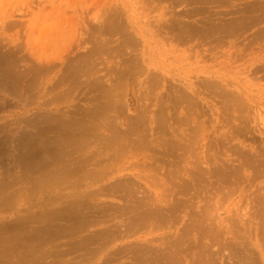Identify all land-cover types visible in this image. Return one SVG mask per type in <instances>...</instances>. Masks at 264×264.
I'll use <instances>...</instances> for the list:
<instances>
[{"label":"rangeland","instance_id":"rangeland-1","mask_svg":"<svg viewBox=\"0 0 264 264\" xmlns=\"http://www.w3.org/2000/svg\"><path fill=\"white\" fill-rule=\"evenodd\" d=\"M256 1H258L257 3L259 5L260 3L261 4L264 3L262 0H208V1L207 0H178V1L177 0H35V1L34 0H0V56L2 57V58L0 57V87L2 86L0 88V235H1L0 236V249H1L0 251H2L0 252L1 256L2 254H4V252L5 253L8 252V250L10 249V246L15 245V248L18 250V251L16 250V253L20 252L17 254V256H19L20 259H18L16 256V258L18 259L17 264H20L21 262H22L21 264H27V262L28 264H45V263L46 264H74V263L75 264H127V263L137 264L139 263L137 262L139 261L138 260L139 257L137 256V261H136L135 259L136 255L139 254L140 256L144 257L143 255L144 253H142L141 251H138V249L141 246L143 248L144 240L151 239L152 240L151 244L155 246L157 244H162L160 247L163 248L162 250H164L165 252L167 251V249H164V248H168L170 240L179 239L181 241V244L182 242H184V245L182 244L183 246H181L184 251L183 250H182L183 252L181 251L180 243H177L179 244V248H180V249L177 248L180 250L179 251L180 253H178V250L176 251L178 254H176L175 252V255L177 256L176 259H178L177 264L178 263L184 264V262L185 264H191V263L194 264L193 260L197 261V259L200 258L198 256L201 253L195 250L196 248H198V246L201 243H205V242L207 243L209 242L208 244L212 243L213 245L211 244L210 246L211 248H208L207 250L208 253H210V256H205L201 258L206 259V257H208L209 260L210 259L214 260V258L217 256L219 259L218 264L219 263L220 264H238V263L247 264L246 262L250 264L249 261L252 264H255V263L264 264V231L263 232L261 231L262 230L261 228H263L262 223L264 226V221H261V222L258 221L259 218L260 219L262 218L259 216L264 215V213L263 214L261 213L263 209L262 211H260L261 209H259V207L264 208V201L260 199L261 197H263L262 199L264 200V189L262 188L264 187V32H263L264 31V20L259 21L258 23H254L253 25L245 23L246 25L244 24V26L242 25L240 26L241 24L240 22L238 28H237L238 23L232 22V20L235 21V19L236 18L238 19V17L239 19H241L244 14V12L242 13V11H244L245 7H248L251 9L253 4H257ZM109 7L110 8L112 7L111 10L112 9L113 10L111 11ZM256 9L257 8L254 9L255 12H253V15L257 14L258 9L257 10ZM107 11L108 12L111 11V13L109 12L111 15L107 13ZM113 14H114V17H112ZM109 17H111L112 22H108ZM111 20L109 19V21ZM106 21L108 24H110L108 25L109 28H107V26L103 27L104 25H106ZM100 23H102L101 25L103 26H101ZM117 23L119 25H117ZM111 25L112 26L114 25L113 27L116 26L117 29L115 28L113 29V27H111L112 30L109 31ZM221 25L223 26V28L221 27ZM117 26L121 27V29L120 28L118 29ZM105 28L107 30H105ZM226 28L229 31L226 30ZM99 30L104 31V33L103 32L100 33ZM115 30L118 32H116ZM103 37L109 40L108 43H106L107 40L104 41L105 38ZM101 40L105 42L104 44L105 46L102 44L103 42H101L102 45L99 44ZM89 42L90 43L92 42L93 44H89ZM88 45L89 46L92 45V48H94V51L92 52V54H91V51L93 49L90 48ZM96 45L98 48L96 47ZM124 46L126 48H124ZM99 48L101 49V51H99L100 50ZM89 50L90 52H87ZM103 51L105 52L103 53ZM15 52H16L17 57L18 56H21L20 58L25 57L23 60L19 59L18 60L19 63L17 62L18 58L15 55H13L15 54ZM85 52H87L88 54H85ZM82 53H84L85 55ZM8 55L10 56V59L11 57L12 58L14 57L13 59H15L16 61L11 59L13 62V65H10V67L5 68L7 64L5 58H8L7 57ZM87 55L88 56L90 55V56L88 57ZM138 59H139V63H138ZM99 60L103 62L101 63ZM22 61L25 63H23ZM15 63H18V64L15 65ZM88 64L94 66L93 69H92V66ZM40 65H41V68H39ZM30 67L32 70L30 69ZM69 69L71 70V72ZM126 70H128L127 72H129V74L126 72ZM67 72H70V73H67ZM6 73L8 74V77L5 76ZM18 73H22V74L24 73L23 75L25 76L23 77V79L21 77L22 75L20 74L21 75L20 76ZM116 75H118V77ZM2 76L3 77L5 76L4 79ZM18 77L19 78L21 77V78L19 79ZM15 78H17L18 81H16V83L13 85L12 80L14 81ZM100 79H102L103 81L102 85H101ZM116 80H119V81L116 82ZM6 81L8 83H6ZM210 82L215 83V85L217 84L216 86L218 88H214L215 85H213V83L211 84ZM96 83H97V86H96ZM114 84H116L117 86L116 85L114 86ZM15 85L17 86V88L14 87ZM118 85H121V87L123 88L118 87ZM10 87H12V89ZM13 87L15 89H13ZM105 87L107 89L108 88L114 89L113 90L114 92L111 91L112 89L110 91L107 90L111 92V94L113 95L111 100H109L111 97L110 93L104 90L106 89ZM146 87L148 88L149 91L146 90L147 89ZM149 87H151L150 88L151 90L149 89ZM179 87H180V90H179ZM102 89L105 91V93H108L107 95L110 97H108L107 95H106V98L101 96L103 94L105 96V93H103ZM120 89L123 90L124 92L122 91L120 93L121 91ZM224 89L225 91H229V92L231 91V93L234 91L238 95L240 94L239 97L242 95L241 97L244 100V102H242L243 103L242 105L244 108L242 107L243 108L242 109L241 106H239V104H236L238 105V108H239L237 109L236 105H234L233 102L241 103L240 98L237 96H236L237 100L238 98L239 100L236 101L235 99L231 102L230 99L232 97L229 98L231 96L229 95L228 97L229 99L226 98L227 99V103H226L225 101L226 99L223 97V95L220 94V92L222 93L224 92ZM99 90H102V92ZM183 91L185 92V95L182 96V98L184 97L186 98L187 104L185 103L186 101L184 102L183 101L184 99H182L181 97L179 98H181L182 101L178 99V96L180 94L181 95L184 94ZM122 93L124 95H121ZM59 94L60 95L62 94V95L60 96ZM119 95H121V98L122 97L123 98L120 99ZM57 96H59L58 99H57ZM187 97L189 99H187ZM55 99H57V101ZM107 100L110 102L113 101L111 103L114 106L111 107L112 105L110 104L111 108L107 107L106 109L107 116L111 117L112 115L113 120H106L107 116L104 117L103 115H101V113L102 114L105 113L104 115H106L104 108H106L105 106H107V104L109 105V102H107ZM117 100H119L120 102ZM176 100L178 101L179 104H177ZM100 102H103L105 105V106L102 105L103 111L100 106L101 105ZM175 102H176V105H175ZM228 102L230 103V105L233 103L231 105V109H230V106L227 105L229 104ZM95 106H98L102 112ZM186 106H188V108ZM116 107H119V108H116ZM163 108L167 110V111L165 110L163 111V113L166 112L167 115L164 113V115L166 116H162V122L163 120H166V122H164L167 125L165 126L166 128L164 126H161V121H160L161 116L158 114V113H161L160 111ZM85 109L86 110L89 109V110L86 111ZM97 111H99L100 113H96ZM89 112L90 114H88ZM92 112H95L96 114L101 115V117L103 116V118L106 121H112V122L116 121L115 123H112V122L111 123L114 124L118 130H121L124 133L126 132V129H127L126 126L130 129L131 124L133 126L135 124L138 125L137 126L138 130L136 126L133 127L134 129L131 128L129 130L130 131L129 135L135 129L139 132L141 131L140 134L137 131H134L135 133L133 132L135 135L132 133L133 134L131 135L133 136L132 141L131 140L128 141L129 137H131L127 134L128 131L126 132V134L129 137L127 138V140L125 138V140L123 141L119 140V138L121 136L127 137V135H124L123 132L122 134L121 131L118 132L120 134L119 135L120 137H118L117 135L118 137L116 139L117 142L116 143L114 142L115 145H112V146L114 148H117V150L120 151V147H123L121 146L123 144L125 146L123 147L124 150L126 148L125 151H127L126 153L124 150L121 149V151H123L127 157L125 155H124L125 157H123L120 154L121 157H119L120 155L118 156L120 159V160L118 159V161H120V163L117 161V158H115L118 155L116 149H114L111 146L115 150V151L113 150L114 151L113 152L111 148L109 147L110 144L106 143L104 140H101L102 136H100V135H103V133L105 136H107L110 134L109 132L111 131L110 135L113 137L117 134V131H115L116 133L115 132L113 133V131L117 129L114 128L115 126L112 125L110 122L109 124L112 126V128H110V126L107 127L109 124L108 125L103 124L104 122L105 123L107 122L105 120H102L103 118L101 117H98L99 119H101L99 120V122L101 123L97 122L98 118L96 117L97 116L96 114H93V115H96L94 116L95 118L93 117L95 121L92 120V122L94 121L93 122L94 124L92 123L93 128L92 126L91 127L87 126V127L90 130L92 128L95 131L97 127V123H98L99 124L98 126L101 129L97 127L100 130L97 129L98 131L95 133L96 135H99L97 134L98 132H102V133H100L99 137L96 138L97 141L95 139L93 140L95 142L91 143L90 145L91 148L90 147L88 148V146L84 148L78 147L80 152H82L83 151L82 149H85V148H88V150L85 149L86 151L84 150L83 154L79 152L80 156H77L78 155L77 153L73 154V152H78L77 146H73L75 144H72V143L69 144L67 141L63 142L64 140H67V135H70V133L73 131L72 127L76 126L77 127L76 129H78V131H81L82 129L81 130L79 129L84 124H86L87 119L88 120L93 119L92 118L93 115L91 114ZM138 114L141 115L140 121H139L140 116H138ZM154 114L159 115L158 117H160V118H157V120L160 121L159 125L157 124L158 123L157 120H154L156 118V115ZM89 115L91 118L88 117ZM143 115H145V118L143 117ZM52 116L53 117L56 116L55 119L56 121H58L57 123L55 124L53 123L56 121L55 120L52 121V118H53ZM86 116L88 118H86ZM151 116L155 118L152 119ZM174 116H176L175 117L176 119L174 118ZM189 116H190V119L186 120L185 118L186 117L189 118ZM57 117L63 121H60V119L57 120ZM69 117L71 118V122L68 125V123L65 124L64 121L68 122L70 120ZM84 117L86 118L85 120H83ZM166 117L167 119H164ZM142 118H144V120H142ZM172 118L174 120H172ZM42 119L47 124H45ZM108 119H111V118H108ZM46 120H48L50 123H48V121ZM153 120L156 122V124L153 122ZM183 120H186V122L189 125L186 122L184 123ZM138 121L141 122L142 124L138 123ZM180 121H183V123L187 125L181 124L182 122L180 123ZM34 122H36L37 125ZM127 122H132V123L127 124ZM32 123H33V126H32ZM59 123L65 124V125L64 124L62 125L63 130H59L60 134L57 132L58 128L54 126L58 124L56 126L60 127ZM79 124H81V126H79ZM100 124L107 128L102 129ZM48 125H53L54 129ZM158 126L164 127V129H167V131L160 130ZM62 127H60L59 129H62ZM70 127L72 130H69ZM189 127L193 129L189 130ZM50 128L53 129L54 131L52 132ZM64 128L66 129V131H68L67 134L65 133L66 131H64L65 130ZM198 128H201V129L199 130ZM106 129L109 131H107ZM194 129H195L194 133L197 132L198 130V132L200 133L198 132L197 133L200 134L201 136L195 133L198 136L196 137L195 134L192 133L195 136L193 137V135L190 132H193ZM159 130L163 131V133L165 134H163L162 132L159 133ZM61 131H63V133H61ZM157 131L159 134L157 133ZM174 131L176 132V134L174 133ZM73 132L75 133L76 131L74 130ZM76 133H79V132H76ZM141 133H143L142 136H141ZM160 134L165 137L164 138L162 136L160 137ZM166 134L169 136H167ZM177 134H180L183 137L185 135V138H183L180 135H178L179 137H177ZM188 134H189V137L186 136ZM137 135H140L144 139L143 142L144 143L146 142V144H147V140L149 139L150 140L149 142H151L149 144V146L151 145L149 149L152 148V150L151 149L147 150L148 144L147 146L145 144L146 147L143 146L144 143L141 142L142 140L140 136H139L140 139H135L137 138ZM35 137L36 139L38 138L37 142H39V140L40 142L42 141L39 144V146L41 145V147L38 146V143L35 141L36 140ZM146 137L147 139L145 140ZM159 137L162 139H167V138L171 139L172 137L174 139V140L172 139L173 141L176 140V144H175L176 146L175 145L171 146L172 144L169 139H167V142H164L166 140L163 141ZM187 137L189 139L191 137L192 138V140L190 139L191 141H193L194 138L198 139V141L196 139V142L195 141L192 142V144H195V145H193V148L191 147L192 149L190 151L189 149H190V146L192 145H190L191 141L189 142ZM113 138H116V137H113ZM182 138L185 140H182ZM133 139L138 140V141H134V142H138L136 143L137 145H135V143L133 142ZM154 139L158 142L155 143L156 141H154L152 143ZM29 140L31 141L33 140L32 141L33 144L30 145ZM56 140L60 144L63 142V145H62L63 147L56 145L57 147H62V148H59L58 150L57 148H55L56 146L54 145L57 143ZM100 140L101 142L102 141L103 142L100 143L99 142ZM177 140H179L180 143H183V141L185 143L187 141L188 144L187 143H185L184 145L182 144V147H181L180 146L181 144L178 143L179 145H177V142H178ZM168 141H170V143H168ZM27 142H29V145ZM98 142H99V145L96 144ZM140 142L142 143L141 144L142 146L140 145ZM159 142H163V143L160 145ZM105 143L109 148L105 147L106 148L105 149L104 147H102V145L103 144L105 145ZM118 143L120 146L118 145ZM165 143H168L169 145L171 144L170 145L171 147L167 148V145ZM163 144H165L166 146H163ZM186 144L189 147L188 149L185 148L186 149L185 150L186 153H185L184 146ZM26 145L27 147H25ZM36 145L38 148L36 147ZM78 145H81V143L78 142ZM116 145L119 146V149H118V146ZM132 145H134V147ZM97 147L103 151H100ZM141 147L142 148L144 147L143 150H141L142 149ZM162 147L164 148V150ZM194 147H197L196 150ZM132 148H134V150ZM153 148L154 150L156 149L157 151L158 150L161 151L164 155L159 154L160 152H157V151L155 152ZM36 149L37 150L39 149L41 151L39 152V150L37 151ZM107 149H109L110 152ZM135 149H137L136 152H135ZM138 149H140L141 151L139 150L140 151L139 152ZM166 149H170L172 151L177 149L178 150V151L176 150L177 153L182 152L184 155L181 153L183 156H180L181 154L179 153V156H178V154L174 151L175 155L177 154L176 155L177 157L173 158L172 157L174 156L173 152L172 151L170 152V150L168 151ZM187 150L190 153L187 152ZM68 151L69 152L71 151L70 152L71 154ZM191 151H193L194 153L196 151L197 152L194 154ZM204 151L207 153H205ZM28 152H30V154L32 153L34 154L36 153V154L27 155ZM43 152L47 156H45V154L42 155ZM89 152H92V153H89ZM101 152H102V155H101ZM103 152L105 153V155H108L109 153H113L112 154L113 157H110V158H112L114 162L111 161L110 158H108V161L106 162L108 163L110 161L111 163H113L115 165L114 168L113 167L111 168V165L113 166V164H111L110 162H109V164H111L109 167L110 169L108 168L109 165H107L105 162V160L107 159L106 158L104 159L103 157H109L111 155L104 156ZM241 152L242 153L244 152L248 156L244 155V153L242 154ZM191 153L193 156L195 155L193 158L191 156ZM204 153L207 156H205ZM24 154L26 155L24 156ZM58 154L59 155L62 154L63 156L62 155L59 156ZM67 154H70V155L68 156ZM48 155L50 157H48ZM85 155L86 157L89 155L88 158H90V160H88V158H85L84 159L85 161L88 160V161H91V163L92 161L93 162L95 161L96 165L100 163L101 157L103 158L101 160V163L102 161H104L102 163L103 166L102 165L100 166H102V168L104 166H107L108 168L107 172L106 171L104 172L106 175L105 177L103 175L101 176L95 175V173L99 174L98 171L101 168L99 169V165L96 166L94 165V163L93 165L89 164L90 162L86 164L87 161L85 163L83 161V163L88 166L85 167V165L83 164V166L81 165L83 169L82 167H80L81 168L80 171L78 168L75 169L77 166H79L75 164L82 163V160H83L82 158ZM91 155H95V158H93V160L90 157ZM168 155L170 157H167ZM33 156H36V157H33ZM71 156L75 160L73 159L69 160ZM75 156L77 157L75 158ZM152 156L154 158L156 157L159 159L155 158L156 159L155 160L153 159ZM196 156H197L196 159L199 158L198 161L200 163L199 162L198 163L203 165L201 166L202 168L201 171L202 170L204 171V169L207 166L208 172H206V169H205V172L204 173L201 172L200 174L199 173L200 169L197 170L198 168L194 167V165L196 166L197 164V160H195ZM30 157L31 159H29ZM61 157H64V158H61ZM204 157H207V159L205 158L206 160L210 159L208 162H210L211 164L208 163V165L211 168H213V170L215 169L217 170L214 172L215 173L219 172V175L217 174L218 177L219 176L222 177V178L219 177L220 178L219 181H218V178H216L217 177L216 174L207 165V161H205ZM32 158H35V161ZM162 158L165 159L167 162L169 161L168 163H171V162L173 163L177 161L176 164H179V163L180 164L173 167L171 163V164H168L169 165L168 167L167 165H165L167 162H165ZM52 159H55V160H52ZM80 159H82L81 162L80 163L77 162V161H80ZM114 159L116 160V163L118 162L117 165ZM30 160H33L35 163L36 162H40V163L33 164L34 162L33 163L32 161L29 162ZM43 160L44 162H42ZM58 160H59V164H58ZM66 160L71 161V163L69 162L71 165L69 168L70 170H72V166L74 167L75 171L73 170L71 174L70 173L68 174L69 163H67L68 165L64 164L66 163ZM194 160L196 161V163L194 162ZM45 161L49 163L46 164ZM56 161H57V164H55ZM74 161H76L77 163H75ZM146 162L150 164L152 162L153 164L155 163L154 165L153 164L151 165L149 164V165L153 167L155 166V168H157V171L153 170L154 169L153 167H152L153 169L151 170V167L148 165V163L145 169L144 165L146 164ZM192 162H194L195 164H193ZM244 163L246 164V166ZM63 166H67V167L64 168ZM250 166L254 168H250ZM84 167H85V171L87 172L84 171ZM176 167L177 168L180 167L179 170H177ZM92 168L94 171L93 173H92ZM165 168L168 172L165 170ZM181 168H183V170ZM184 168H187V169H184ZM94 169H98V171L97 170L95 171ZM169 169H170V172L172 173L175 172V171H171L172 169H175L176 172H179V173L177 174L174 173L173 175H170ZM90 170H91L90 173L92 175L88 173ZM196 170L199 171L197 172L199 173V176L203 174H205V176L207 175L206 177L202 176L203 180L202 179L201 180L205 181V178H206V182H202L200 185L197 184L198 188L196 187V185H194L196 181H194V179L193 180L190 179V178H193V176L197 177V175L194 174ZM233 170H234V173L231 175L230 172H233ZM163 171H164V174H161L163 173ZM187 171L188 172L194 171V173H191L194 175L191 176V174L190 173L188 174ZM211 171L215 175L211 173ZM222 171L223 173L225 171H229V173L227 172L229 175L227 173H224L225 175L222 176L223 175V173H221ZM158 172H160L159 174L163 175V177L160 176ZM49 173H51V175H49ZM165 173L168 176H165ZM209 173H211V176ZM88 174L90 176H88ZM212 174L214 177H212ZM93 175L97 177H92ZM144 176L146 177V180L148 179L149 181H146L144 179L145 178ZM155 177L158 179L157 184H160L159 187L150 186L149 188H147L148 183L151 182L152 184H155V181H154ZM198 177H197V180L201 182L200 179H198ZM167 178L168 180H166ZM170 179L171 181L169 183ZM186 179L188 181L191 180L190 182L192 184L190 182L189 183L193 187H191V185L188 184V181ZM120 180L123 181V183ZM126 180L128 181V183L124 182ZM115 181L117 183L121 182L118 185H124V183H126V186H128L127 189H125L126 188L125 186L123 189L119 190L120 192L117 191L118 193H120L119 195H117L118 193L116 194V192H113L112 188H109L107 186V185L109 186L113 185ZM186 181L189 187L187 185L180 186L181 182L182 184L183 183L186 184L185 183ZM222 181L223 183L221 184ZM129 182L136 183V185H138L136 188L138 189V191L139 190L140 191L137 192L135 190L136 188L134 187L136 185L133 184L134 185L133 186L132 184H129ZM151 183L149 185H151ZM178 184H179L180 189L185 188L184 190L183 189L181 190L183 192L186 191L187 195L186 193L185 195L183 192L181 193V190L177 186ZM161 185L162 187H160ZM113 186H117V184L115 183ZM105 187H108L109 191H108V188H105ZM163 187H165L167 190L163 191V189H165ZM211 187H213V189ZM100 188H102L103 191L99 193L98 191L102 190ZM132 188H135L134 189L135 195L133 193L132 194L131 193L128 194L129 192L127 193V191ZM188 188L189 189L192 188V189L189 190ZM104 189L107 190L106 191L107 193L104 191ZM145 189H148V190H145ZM178 189H179V193L181 194L175 192V190H178ZM203 190L206 192L205 194H202L204 193ZM145 191H147L146 192L147 194H150L149 192H151V195H153L154 193H158V192H159L158 194H161V193L164 194L163 197L162 195H160V198L164 199V204L162 206L164 208L165 206L168 208L170 204L171 205L173 204V206L175 207V204L173 203V202H176L175 199H177V201L179 199H185L184 200L185 202L186 199H188V197L190 196L193 197L194 195H197V194L198 196L189 199V200H192L191 203L195 204V205L192 204L193 206H190L191 203L190 201L188 203L187 202L188 200L186 201V204L188 205H185V203L182 200H181L182 201L181 203H179L180 201H178V204H176L178 206V208L176 206V209L178 210H177V213L175 212L176 214L174 215V216L177 215L178 218L177 216L176 217L170 216V215L173 216L174 210L172 211V209H175L174 207H169L171 208L170 209L171 211L169 210V213H171L170 215H167L168 214L167 213L168 210L166 211L167 208L165 209V211L162 208L164 212L163 211L161 212L165 213L166 216H169L166 218H168V220L171 218L172 219L169 221L167 220L166 222V219L163 216V219L160 221L161 223L158 226H157V223H159V221L157 223L155 222L156 225L154 223V225L157 227H152L153 226L152 225L151 227L147 228L146 226L144 227V224L141 226L140 223H144V221L142 220L143 222H141V218L140 220L138 219L139 216L144 217L143 215L144 205L141 206L140 204L141 208L139 207V205H138V208L134 207L135 210L138 209L137 212L135 211V213H133L134 210H129L125 206L126 203L127 204L132 203V201L128 200L130 199L129 197L131 198L135 197V199L138 198L139 201L140 200L143 201ZM173 191L176 194V197H178L179 199L178 198L173 199L172 195H175ZM187 191L189 192V194ZM96 192H98L100 195L105 193V196L103 195L100 196L99 194L98 195L96 194L97 195L96 196L94 194ZM108 192H110V194ZM125 193H127L129 196ZM124 195H127V196H124ZM201 196L203 197L201 198ZM23 198H26V200H24ZM81 198H83V200ZM203 198L208 201L206 200L204 201ZM76 199L78 200V202H76L77 205L80 204L82 200L80 204V207L82 205L81 209H83L84 206L88 207L90 205L91 207L89 206L88 209L92 208L93 210L91 209L89 213L90 209L87 211L86 209L87 207H86L84 208V211L83 210H81V212L79 211L78 217L69 218L70 220L67 221V216H65L66 219H64V216H63L64 214L62 215V212H64L65 209H69L67 204H69L70 207L71 205L72 207L76 205L72 203L76 201ZM84 200L86 201L85 203H84ZM172 200L174 201L172 202ZM137 201L133 202V204L137 203ZM204 202H207V203L206 205L203 206ZM257 202H262L263 204L261 203V206H260L259 203L257 205ZM97 203H100L101 206L100 204L98 205ZM104 204L106 205V207L108 206L109 208H111L110 209L111 211L109 210L108 207H107L108 209L107 208L102 209V207H105ZM142 204L144 203L142 202ZM181 204L183 208L181 207L179 208V205ZM124 206L126 209L124 208ZM200 206L204 207V208L201 207L202 210L207 208L208 206L207 208L208 211L206 209L203 211L207 212L206 214L209 216L210 219H207L206 217H204V219L201 220L202 216L204 215L201 216L200 214H205V212L202 211L201 213V211L199 210ZM215 207L217 208L215 209ZM239 208L241 209V211ZM140 209H142V214H141ZM94 210H95V213H92V211ZM100 210H101V213H100ZM102 210L104 211V213ZM108 210L113 215H116L114 219L110 217L112 216L110 214L109 215L106 214L107 216L110 217V219L105 218L106 217L105 215L103 216V214H105L106 212L108 213ZM125 210L126 211L128 210L129 212L128 211L126 212ZM194 211L199 212V213L197 212L199 214L198 220L200 219L201 222L204 221L203 224H201L202 227L203 225H205V229L207 226V230L209 229L210 231L212 228H213L212 229L213 231L215 229L214 232L211 231L207 235L205 234L207 238H205L206 236L203 234H202L203 239L199 238L201 236L200 233L204 232L203 230H198L199 228L197 230H194L197 228V227L194 228L195 223L193 224V221L191 222V218L193 217L194 214L189 215V212L191 214ZM59 212L61 216L58 214ZM98 212L101 216L98 214ZM119 212H123V214L125 215L123 216L122 214V216H119L121 215L119 214ZM208 212L210 215L208 214ZM85 213L88 214V216H86ZM91 213L93 214V216L91 215ZM94 214H95V217H94ZM54 215H57V218ZM133 215L135 217H133ZM58 216H60V218ZM99 216L100 217L103 216L106 220H104V218H100ZM200 216L201 218H199ZM79 217H80V220H79ZM129 217L132 219H130ZM86 218H87V221L90 220L89 224L91 225L87 226L86 224L87 222L86 223L82 222L83 227H81L82 226L81 220L84 221V219ZM127 218L131 220V223L133 222L135 223L136 221H139L140 223L139 225L138 224L135 225L133 223L134 225L129 226V228L133 227V229L130 228L129 229L130 232H128L127 235L124 234L125 235L124 236L123 235V233L125 232L124 230H127L126 224L130 222V220ZM108 219L109 220L113 219V220L109 221ZM262 219H264V216ZM196 220H197V216L194 222L198 221ZM205 220L209 222V225L207 222H205ZM76 221H77V225L75 224ZM91 221H94V222L92 223ZM162 222H166V223L162 224ZM213 222H215V225ZM168 223L170 224L168 225ZM186 223H188V226H189L188 228L185 225ZM257 223L259 224L261 223V224L259 225ZM9 224L10 226H7ZM84 224H86V226ZM116 224L119 226H117ZM64 225L66 226V228ZM111 225H112V228H111ZM123 225L124 226L126 225L125 229L123 228L124 227ZM4 226H6L7 229L9 230L4 228ZM61 226L63 227L62 230H60ZM190 226H193L194 229L190 228ZM184 227H186V230L193 229V231L189 232L187 230L188 233L186 232L187 233L186 234L184 233L185 231L182 230V228ZM209 227H212V228H209ZM70 229H72V231H70ZM111 229L114 231L117 229L118 230L122 229L123 232L117 233L118 234L117 236L116 234L112 232L111 235L113 236L115 235V237L113 236L111 237L110 235ZM3 230L5 232H2ZM6 230L8 232H6ZM55 230H57V232ZM66 230H68V232ZM181 230L183 231L184 234L181 232ZM217 230H218V233H217ZM64 232H67V233H64ZM106 232L109 233V234L107 233L108 237L109 236L111 237V238L109 237L111 240L107 241L109 244L105 242L106 240H104L105 237L108 240L107 235L105 236ZM134 232L135 233L137 232V233L135 234ZM229 232H231V234ZM181 233L183 235V240L185 239V241H182V237H180ZM212 233H217V234L216 235L214 234V237H213ZM198 234H200V236ZM68 235L70 238L68 237ZM90 235L91 237L95 235L94 237L96 238L92 240L94 242L91 241L92 238L90 237ZM208 235H211L212 237H208ZM101 236H105V237L102 239H99L101 238ZM11 239L13 240V242L10 241ZM96 239H99L98 241L101 243L104 240L103 243L105 244L102 243L103 244L102 245L100 243L102 245L101 246ZM174 240L172 241L175 243L176 240L175 241ZM6 241L10 246L6 243ZM23 241H26V242L24 243ZM86 241L87 243H89L88 241H90V243L92 242L89 245V247L83 245V243H86ZM11 242L14 245H12ZM164 242H167L168 244L167 247ZM234 242H239V244L238 243L237 244L239 246L241 245L240 248L244 247L243 250L237 249L239 246L237 247L236 243L234 245ZM6 244L8 245V247ZM16 244L18 245L17 246L18 248L16 247ZM24 244H26V246H23ZM194 244L197 247H195ZM1 245L6 251H4L3 248H1L2 247ZM136 245L138 246L137 247L138 249L136 248L135 250ZM233 245L236 246L237 248L234 247ZM96 246L99 247L100 250L102 249V252L98 249L96 251L95 250L97 248ZM232 247L236 248L238 252H236L234 248ZM231 248L233 251H231ZM209 250L213 253L211 254ZM228 250H230L231 252ZM240 250L242 251V253H240L241 252ZM132 251L135 252L136 254L132 253ZM97 252L98 253L101 252V253L98 254ZM196 252L197 253L199 252L198 255L196 254ZM133 254L135 255V257L133 256ZM201 254L200 256H202ZM213 254L215 256H213ZM178 255H180V258L181 256L184 258L179 259ZM211 255L214 258H212ZM164 257H166V255ZM189 257L190 258L192 257V258L190 259ZM195 257H198V258L196 259ZM111 258L114 260H112ZM1 259L2 258H0V264H2L3 261L5 264H7L6 260H1ZM161 259L162 258L160 257L159 260ZM164 259L161 260L162 264H165V262H169V261H166L168 260L167 258H164ZM182 259H183L182 262L179 261ZM206 260L208 261V259ZM142 261H140V263ZM201 261L203 262L204 260L202 259L200 260V262ZM143 262L141 264H146V262H149V261H146L145 263ZM157 262L158 261H152V262L150 261L147 264H154V263L159 264L160 263V261L158 263ZM200 262L199 263L195 262V264H201L202 262L201 263Z\"/></svg>","mask_w":264,"mask_h":264},{"label":"bare ground","instance_id":"bare-ground-1","mask_svg":"<svg viewBox=\"0 0 264 264\" xmlns=\"http://www.w3.org/2000/svg\"><path fill=\"white\" fill-rule=\"evenodd\" d=\"M34 1H35V0H34ZM177 1H178V0H177ZM207 1H208V0H207ZM262 1L264 2V0H262ZM257 2H258V1H256V3H257ZM260 2H261V1H260ZM260 2H259V3H260ZM263 2H262V3H263ZM202 3H203V2H202ZM208 3H209V2H208ZM263 4H264V3H263ZM263 4H261V3H260V5H259L258 3H257V4H253V5L251 4V5H252L251 9L248 8V7H245L244 11H242V13L244 12L242 18L239 19V17H238V19H237V18L235 17L237 20L234 18L235 21L232 20V22H233V23H234V22L238 23V26H237V28H238L240 22H241L240 26H241V25L244 26L245 23H246V24L253 25L254 23H258L259 21L264 20V5H263ZM113 5H114V4H113ZM227 5H228V4H227ZM251 5H250V6H251ZM109 8H110V7H109ZM111 8H112V7H111ZM111 8H110V10H111ZM255 8L258 9V10L256 9V10H257V14H256V15H253V12H255V10H254ZM99 9H100V8H99ZM112 10H113V9H112ZM112 10H111V11H112ZM111 11H109V12L111 13ZM197 11H198V10H197ZM109 12L107 11V13H109ZM198 12H199V11H198ZM103 13H104V12H103ZM110 13H109V14H110ZM97 15H98V14H97ZM110 15H111V14H110ZM110 15H109V16H110ZM95 16H96V15H95ZM119 16H120V15H119ZM239 16H240V15H239ZM99 17H100V16H99ZM112 17H114V14H113ZM117 17H118V16H117ZM99 19H100V18H99ZM101 19H102V18H101ZM105 19H106V17H105ZM107 19H108V18H107ZM109 19L111 20V17H109ZM109 19H108V22H112V20L109 21ZM115 19H116V18H115ZM113 20H114V19H113ZM16 22H17V21H16ZM99 22H100V20H99ZM103 22H104V21H103ZM120 22H121V21H120ZM203 22H204V20H203ZM232 22H231V23H232ZM122 23H123V22H122ZM185 23H186V22H185ZM101 24H102V23H100V25H101ZM104 24H105V23H104ZM111 24H112V23H111ZM246 24H245V25H246ZM98 25H99V24H98ZM100 25H99V26H100ZM108 25H110V24H108L107 21H106V25H104V26L101 25V26H103V27L107 26V28H109ZM114 25H115V24H114ZM114 25H113V26H114ZM117 25H119V24L117 23ZM193 25H194V24H193ZM204 25H205V24H204ZM113 26H112V25L110 26V30H109V31L112 30L111 27H113ZM232 26H233V25H232ZM93 27H94V26H93ZM103 27H102V28H103ZM117 27H118V26H117ZM198 27H199V26H198ZM221 27L223 28L222 25H221ZM224 27H226V26H224ZM114 28L117 29L116 26L113 27V29H114ZM119 28L121 29V27H118V29H119ZM184 28H185V27H184ZM186 28H187V27H186ZM211 28H212V27H211ZM222 28H221V29H222ZM227 28H228V27H227ZM227 28H226V30H228ZM230 28H231V27H230ZM230 28H229V29H230ZM96 29H97V27H96ZM98 29H99V28H98ZM219 29H220V28H219ZM224 29H225V28H224ZM92 30H93V29H92ZM105 30H107V29L105 28ZM197 30H198V29H197ZM212 30H213V29H212ZM231 30H232V29H231ZM94 31H95V30H94ZM115 31H116V30H115ZM195 31H196V30H195ZM228 31H229V30H228ZM99 32H100V33H101V32L104 33V31H101V30H99ZM116 32H118V31H116ZM123 32H124V31H123ZM125 32H126V31H125ZM219 32H220V31H219ZM263 32H264V31H263ZM185 34H186V33H185ZM110 35H112V34H110ZM119 35H120V34H119ZM124 35H125V34H124ZM130 35H131V34H130ZM191 35H192V34H191ZM191 35H190V36H191ZM94 36H95V34H94ZM94 36H93V37H94ZM99 36H100V35H99ZM89 37H90V36H89ZM121 37H122V36H121ZM131 37H133V36H131ZM103 38H105V37H103ZM111 38H112V37H111ZM261 38H262V37H261ZM88 40H89V39H88ZM106 40H107V39L105 38L104 41H106ZM216 40H218V39H216ZM86 41H87V40H86ZM86 41H84V42H86ZM104 41L101 40L99 44H100V45H102V44L104 45V44H105ZM108 41H109V40H107L106 43H108ZM101 42H103V43L101 44ZM80 43H81V42H80ZM94 43H95V42H94ZM96 43H97V42H96ZM85 44H86V43H85ZM89 44H93V43H92V42H91V43L89 42ZM206 44H207V43H206ZM120 45H121V43H120ZM125 45H126V44H125ZM2 46H3V45H2ZM88 46H89V45H88ZM104 46H105V45H104ZM117 46H118V45H117ZM246 46H247V45H246ZM85 47H86V46H85ZM89 47L92 48V45L89 46ZM89 47H88V48H89ZM94 47H95V46H94ZM96 47H97V45H96ZM96 47H95V48H96ZM122 47H123V46H122ZM130 47H131V46H130ZM90 48H89V49H90ZM97 48H98V47H97ZM100 48H101V47H100ZM100 48H99V49H100ZM110 48H111V47H110ZM119 48H120V47H119ZM124 48H126V47L124 46ZM212 48H213V47H212ZM85 49H86V48H85ZM92 49H93V50H92ZM92 49H91V50H92V51H91V54H92V52L94 51V48H92ZM114 49H115V48H114ZM244 49H246V48H244ZM16 50H17V49H16ZM102 50H103V49H102ZM115 50H116V49H115ZM120 50H121V49H120ZM126 50H127V49H126ZM211 50H212V49H211ZM99 51H101V49H100ZM121 51H122V50H121ZM2 52H3V51H2ZM87 52H90V50L87 51ZM87 52H85V54H88ZM104 52H105V51H103V53H104ZM127 52H128V51H127ZM80 53H81V52H80ZM100 53H102V52H100ZM108 53H109V52H108ZM111 53H112V52H111ZM123 53H124V52H123ZM4 54H5V53H4ZM4 54H3V55H4ZM82 54H84V53H82ZM85 54H84V55H85ZM13 55L16 56V52H15V54H13ZM13 55H11V56H13ZM84 55H83V57H84ZM96 55H97V54H96ZM102 55H104V54H102ZM111 55H112V54H111ZM117 55H118V54H117ZM28 56H29V55H28ZM78 56H79V55H78ZM87 56H88V55H87ZM87 56H86V57H87ZM89 56H90V55H89ZM89 56H88V57H89ZM97 56H98V55H97ZM105 56H106V54H105ZM0 57H1V56H0ZM7 57H8L9 59H8V58H5L6 63H7L5 68L10 67V65H13L12 60H15V59H13L14 57H13V58L11 57V59H12V60H11L9 55H8ZM16 57H17V56H16ZM20 57H21V56H18V57H17V58H18V59H17V62H18L19 59H20V60H23V59L25 58V57H23V58H20ZM81 57H82V55H81ZM94 57H96V56H94ZM99 57H100V56H99ZM108 57H109V56H108ZM1 58H2V57H1ZM28 58H30V57H28ZM28 58H27V59H28ZM70 58H71V57H70ZM75 58H76V57H75ZM78 58H79V57H78ZM92 58H93V57H92ZM110 58H111V57H110ZM31 59H32V58H31ZM84 59H85V58H84ZM89 59H90V58H89ZM98 59H99V58H98ZM127 59H128V58H127ZM81 60H82V59H81ZM92 60H93V59H92ZM131 60H132V59H131ZM15 61H16V60H15ZM15 61H14V62H15ZM26 61H27V60H26ZM29 61H30V59H29ZM71 61H72V60H71ZM94 61H95V60H94ZM99 61H100V60H99ZM22 62H23V61H22ZM27 62H28V61H27ZM51 62H52V61H51ZM73 62H74V61H73ZM75 62H76V61H75ZM100 62L102 63L103 61H100ZM126 62H127V61H126ZM18 63H19V62H18ZM18 63H15V65L18 64ZM23 63H25V62H23ZM89 63H90V62H89ZM96 63H98V62H96ZM104 63H105V62H104ZM123 63H124V61H123ZM134 63H135V62H134ZM138 63H139V59H138ZM26 64H27V63H26ZM24 65H25V64H24ZM34 65H35V64H34ZM85 65H86V63H85ZM88 65H90V64H88ZM93 65H94V63H93ZM97 65H98V64H97ZM104 65H105V64H104ZM32 66H33V65H32ZM45 66H46V65H45ZM90 66H92V65H90ZM262 66H263V65H262ZM12 67H13V66H12ZM35 67H37V66H35ZM35 67H34V68H35ZM93 67H94V66H92V69H93ZM127 67H129V66H127ZM34 68H33V70H34ZM39 68H41V65L39 66ZM43 68H44V67H43ZM102 68H103V67H102ZM141 68H142V67H141ZM141 68H140V69H141ZM30 69H31V67H30ZM30 69H29V70H30ZM103 69H104V68H103ZM31 70H32V69H31ZM69 70H70V69H69ZM100 70H101V69H100ZM115 71H116V70H115ZM127 71H128V70H126V72H127ZM22 72H23V71H22ZM65 72H66V70H65ZM70 72H71V70H70ZM70 72H67V73H70ZM96 72H97V71H96ZM112 72H113V71H112ZM116 72H117V71H116ZM122 72H123V71H122ZM124 72H125V71H124ZM138 72H140V71H138ZM141 72H142V71H141ZM113 73H114V72H113ZM127 73L129 74V72H127ZM142 73H143V72H142ZM18 74H19V75H20V74L22 75V76L20 75V76L22 77V79H23V77L25 76V75H23L24 73H23V74H22V73H18ZM42 74H43V73H42ZM44 74H45V73H44ZM109 74H110V73H109ZM115 74H117V73H115ZM118 74H119V73H118ZM128 74H127V75H128ZM19 75H18V76H19ZM65 75H67V74H65ZM65 75H64V77H65ZM93 75H94V74H93ZM134 75H135V74H134ZM136 75H137V74H136ZM5 76L8 77V74L6 73ZM5 76H4V77H5ZM72 76H73V75H72ZM116 76L118 77V75H116ZM2 77H3V76H2ZM4 77H3V79H4ZM21 77H20V78H21ZM59 77H60V76H59ZM59 77H58V78H59ZM83 77H84V76H83ZM18 78H19V77H18ZM20 78H19V79H20ZM98 78H99V77H98ZM100 78H101V77H100ZM114 78H115V76H114ZM152 78H153V77H152ZM152 78H151V79H152ZM7 79H8V78H7ZM7 79H6V80H7ZM110 79H111V78H110ZM116 79H117V78H116ZM151 79H150V80H151ZM153 79H154V78H153ZM100 80H101V85H102V82H103V81H102V79H100ZM111 80H112V79H111ZM119 80H120V79H119ZM119 80H116V82L119 81ZM137 80H138V79H137ZM154 80H155V79H154ZM154 80H153V81H154ZM158 80H159V79H158ZM16 81H18L17 78H15L14 81L12 80L13 85L16 83ZM114 81H115V79H114ZM156 81H157V80H156ZM160 81H161V80H160ZM110 82H111V81H110ZM6 83H8V82L6 81ZM17 83H18V82H17ZM25 83H26V82H25ZM56 83H57V82H56ZM118 83H119V82H118ZM147 83H148V81H147ZM159 83H160V82H159ZM210 83L212 84L213 82H210ZM18 84H19V83H18ZM70 84H71V83H70ZM103 84H104V83H103ZM133 84H134V83H133ZM175 84H176V83H175ZM211 84H210V85H211ZM4 85H5V84H4ZM19 85H20V84H19ZM21 85H22V84H21ZM93 85H95V84H93ZM115 85H116V84H114V86H115ZM135 85H136V84H135ZM135 85H134V86H135ZM151 85H152V84H151ZM156 85H158V84H156ZM213 85H215V83H213ZM213 85H212V86H213ZM216 85H217V84H216ZM216 85H215L214 88H218ZM26 86H27V85H26ZM53 86H54V85H53ZM96 86H97V83H96ZM114 86H113V88H114ZM116 86H117V85H116ZM122 86H123V85H122ZM147 86H148V85H147ZM153 86H154V85H153ZM159 86H160V85H159ZM171 86H173V85H171ZM176 86H177V85H176ZM1 87H2V86H1ZM1 87H0V88H1ZM5 87H6V86H5ZM7 87H8V85H7ZM14 87L17 88L16 85H15ZM14 87H13V89H15ZM28 87H29V86H28ZM68 87H70V86H68ZM68 87H67V88H68ZM107 87H108V86H107ZM109 87H110V86H109ZM118 87H121V85H118ZM219 87H220V86H219ZM221 87H222V86H221ZM10 88L12 89V87H10ZM40 88H41V87H40ZM47 88H48V87H47ZM50 88H51V87H50ZM52 88H53V87H52ZM96 88H97V87H96ZM105 88H106V87H105ZM113 88H111L112 90H111L110 88H108V89H107V88H106V89L103 88V89L106 90V91H107V90H109V91H110V90L113 91V90H114ZM121 88H123V87H121ZM146 88H147V87H146ZM150 88H151V87H149V89H150ZM152 88H153V87H152ZM172 88H173V87H172ZM200 88H201V87H200ZM27 89H28V88H27ZM53 89H54V88H53ZM53 89H52V90H53ZM55 89H56V88H55ZM103 89H102V90H103ZM143 89H144V88H143ZM221 89H222V88H221ZM23 90H24V89H23ZM39 90H40V89H39ZM102 90H99V91L102 92ZM104 90H103V93H105ZM120 90H121V89H120ZM146 90H148V88H147ZM150 90H151V89H150ZM171 90H172V89H171ZM179 90H180V87H179ZM183 90H184V88H183ZM227 90H228V89H227ZM1 91H2V90H1ZM14 91H16V90H14ZM109 91H107V92L110 93L111 97L107 95L108 93H105V96H104V94H103V95L100 94V95L103 96V97H105V98H106V95H107L108 97H110L109 100H111L112 97H113V95H112L111 92H109ZM122 91H123V90H121L120 93H121ZM140 91H141V90H140ZM148 91H149V90H148ZM221 91H222V90H221ZM113 92H114V91H113ZM123 92H124V91H123ZM141 92H142V91H141ZM180 92H181V91H180ZM180 92H179V93H180ZM183 92H184V91H183ZM9 93H11V92H9ZM9 93H8V94H9ZM213 93H214V91H213ZM62 94H63V93H62ZM62 94H61V95H62ZM64 94H65V93H64ZM67 94H68V93H67ZM67 94H66V95H67ZM149 94H150V93H149ZM170 94H171V92H170ZM220 94L223 95V97H224L225 99L228 98L229 95H231V96L229 97V98L232 97V98H231L232 100L230 99L231 102H232L233 100H235V99H236V101H238L239 98H240L241 103H240V102H239V103H238V102H237V103L233 102V103H234V105L239 104V106H241V108L243 107V105H242L243 103H242V102H244V100H243L242 97H241L242 95L239 97L240 94L238 95V94H237L236 92H234V91L231 93V91H230V92H229V91H225V89H224V92H223V93L220 92ZM235 94H236V95H235ZM59 95H60V94H59ZM61 95H60V96H61ZM66 95H65V96H66ZM96 95H97V94H96ZM121 95H124V94L122 93ZM121 95H119V96H120V99L123 98V97L121 98ZM151 95H152V94H151ZM178 95H179V94H178ZM180 95H181V94H180ZM180 95L178 96V99L181 100V101H182V99H184L183 101L185 102V101H186V98H185V97L182 98V96L185 95V92H184V94H182L181 96H180ZM63 96H64V95H63ZM176 96H177V95H176ZM236 96L239 97L238 100H237V97H236ZM58 97H59V96H57V99H58ZM66 97H67V96H66ZM115 97H116V96H115ZM179 97H181L182 99L179 98ZM61 98H62V97H61ZM90 98H91V97H90ZM138 98H139V97H138ZM229 98H228V99H229ZM52 99H53V97H52ZM57 99H55V100L57 101ZM178 99H177V100H178ZM187 99H189V98L187 97ZM105 100H106V99H105ZM172 100H173V99H172ZM177 100H176V101H177ZM62 101H63V100H62ZM117 101H119V100H117ZM160 101H161V100H160ZM160 101H159V102H160ZM225 101H226V103H227V99H226ZM228 101H229V100H228ZM230 101H229V102H230ZM63 102H64V101H63ZM105 102H106V101H105ZM107 102H109V105L107 104V106H105L103 102H100V103H101L100 106H101V108H102V111H103V107H102V105H104V106L106 107V108H104V110H105V112H106V115H104L105 113H104V114L101 113V115H103L104 117L107 116V111H106L107 107H110V106L112 105L111 102H113V101L110 102V101L107 100ZM119 102H120V101H119ZM122 102H123V101H122ZM229 102H228V103H229ZM231 102H230V103H231ZM58 103H59V102H58ZM100 103H99V104H100ZM150 103H151V102H150ZM163 103H164V102H163ZM185 103L187 104V101H186ZM230 103L227 104V105H229V106H230V109H231V105H232L233 103H232L231 105H230ZM45 104H46V103H45ZM53 104H54V103H53ZM110 104H111V105H110ZM120 104H121V103H120ZM120 104H119V105H120ZM177 104H179L178 101H177ZM245 104H246V103H245ZM119 105H118V106H119ZM139 105H140V104H139ZM144 105H145V104H144ZM175 105H176V102H175ZM222 105H223V104H222ZM234 105H233V106H234ZM98 106H99V105H98ZM98 106H95V107H97V108L99 109ZM113 106H114V105H112L111 107H113ZM115 106H117V105H115ZM120 106H121V105H120ZM124 106H125V105H124ZM38 107H39V106H38ZM91 107H92V106H91ZM111 107H110V108H111ZM146 107H147V106H146ZM186 107L188 108V106H186ZM236 107H237V109H239V108H238V105H236ZM236 107H235V108H236ZM85 108H86V107H85ZM116 108H119V107H116ZM243 108H244V107H243ZM243 108H242V109H243ZM86 109H87V108H86ZM86 109H85V110H86ZM92 109H93V108H92ZM176 109H177V108H176ZM221 109H222V108H221ZM85 110H84V112H85ZM88 110H89V109H88ZM88 110H86V111H88ZM93 110H94V109H93ZM93 110H92V111H93ZM99 110H100V109H99ZM164 110H165V108H163L161 111L159 110V111L163 114V115H162L161 113H158V114L161 116V118L158 117L159 115H156V114H154V115H156V118L153 117L154 115L151 116V117H152V119L155 118L154 120H157V118H160V119H161V120H160V121H161V126H164V127H165V126H167V125L164 123V122H166V120H163V122H162V116H166L167 114H166V112H164V113L166 114V115H164V113H163ZM240 110H241V109H240ZM82 111H83V110H82ZM90 111H91V110H90ZM94 111H95V110H94ZM100 111H101V110H100ZM102 111H101V112H102ZM117 111H118V110H117ZM159 111H158V112H159ZM165 111H167V110H165ZM96 113H100V112L97 111ZM96 113H95V112H92L91 114L93 115V114H96ZM118 113H119V112H118ZM73 114H74V113H73ZM86 114H87V113H86ZM88 114H90V112H89ZM92 115H91V116H92ZM96 115H97V116H96ZM96 115H93L92 118H93L94 116H96L97 118H98V117H101V115H99V114H96ZM108 115H110V114H108ZM124 115H125V114H124ZM124 115H123V116H124ZM187 115H188V114H187ZM190 115H191V114H190ZM61 116H62V114H61ZM103 116H102L101 118H103ZM131 116H132V115H131ZM138 116H140V119H139V121H140V120H141V115L138 114ZM52 117H53V116H52ZM55 117H56V116L53 117L54 119L52 118V121H53V120L56 121ZM88 117L91 118L90 115H89ZM88 117L86 116V118H88ZM112 117H113L112 115H111V117H110V116H109V117L107 116V119H106V120H113ZM116 117H117V116H116ZM143 117L145 118V115H143ZM175 117H176V116H174V118H175ZM69 118H70V117H69ZM86 118L84 117L83 120H85ZM94 118H95V117H94ZM94 118H93V119H89V120L87 119L86 124H84L81 128L78 127V128H80L79 130L82 129L81 131H78V129H76V128H77L76 126H75V127H72L73 131L75 130L76 132H79V133H76V132L74 133V132L72 131V132L70 133V135H67V140H64V139H63V140H64L63 142H66V141H67L69 144H71V143H72V144H75V145H73V146H77V149H78V147H80V148H81V147L84 148V147H87V146H88V148H89L90 145H91V143H94V142H95V141H93V140H94V139L96 140V138L99 137L100 133H102V132H98L97 134H99V135H96V133H95V132H97L98 130L101 129V128L98 126V125H99L98 123H97V127H99L100 129L97 128V127H96L95 131H94V129H92V128H93L92 125L94 124L93 122L95 121ZM97 118H96V120H97ZM108 118H111V119H108ZM135 118H136V117H135ZM144 118H142V120H144ZM180 118H182V117H180ZM58 119H60V118L57 117V120H58ZM67 119H68V118H67ZM126 119H127V118H126ZM130 119H131V118H130ZM149 119H150V118H149ZM164 119H167V117L164 118ZM175 119H176V118H175ZM185 119H186V120H187V119H190V116H189V118L186 117ZM42 120H43V119H42ZM68 120H69V119H68ZM68 120H67V121H68ZM92 120H94V121L92 122ZM99 120H101V119L98 118L97 122H99ZM102 120H105V119L103 118ZM106 120H105V121H106ZM114 120H115V119H114ZM127 120H128V119H127ZM150 120H151V119H150ZM154 120H153V122L156 124V122H155ZM172 120H174V119L172 118ZM186 120H183L184 123L186 122ZM46 121H48V120H46ZM50 121H51V120H50ZM60 121H63V120L60 119ZM79 121H80V120H79ZM125 121H126V120H125ZM139 121H138V123L142 124V123L139 122ZM145 121H146V120H145ZM151 121H152V120H151ZM160 121L157 120V122H158L157 124H158V125L160 124ZM167 121H168V120H167ZM183 121H180V123L182 122L181 124H184ZM199 121H200V120H199ZM241 121H242V120H241ZM241 121H240V122H241ZM43 122H44V120H43ZM57 122H58V121L53 122V123L55 124V123H57ZM70 122H71V118H70V120H69L68 122H65V121H64V123H65V124L68 123V125L70 124ZM106 122H107V123L104 122L103 124H107V125H108L109 122L111 123L112 121H106ZM115 122H116V121H115ZM115 122L113 121L112 123H115ZM142 122H143V121H142ZM175 122H176V121H175ZM188 122H189V121H188ZM250 122H251V121H250ZM34 123H36V122H34ZM40 123H41V121H40ZM40 123H39V124H40ZM44 123H45V122H44ZM48 123H50V122L48 121ZM51 123H52V122H51ZM64 123H62V124L59 123V126L62 127V125H63ZM76 123H77V122H76ZM76 123H75V124H76ZM92 123H93V124H92ZM99 123H101V122H99ZM112 123H111V124H112ZM124 123H125V122H124ZM128 123L131 124L132 122H127V124H128ZM135 123H137V122H135ZM186 123H187V122H186ZM29 124H30V123H29ZM29 124H28V125H29ZM45 124H47V123H45ZM54 124H53V125H54ZM60 124H61V125H60ZM65 124H64V125H65ZM117 124H118V123H117ZM117 124H116V125H117ZM162 124H163V125H162ZM164 124H165V125H164ZM187 124H188V123H187ZM187 124H184V125H187ZM227 124H228V123H227ZM36 125H37V123H36ZM53 125H48V126H50V127H52V128L55 126L56 128H58V129H57V130H58V131H57L58 133H59V130H63V127H62V129H59L60 127L56 126V125H58V124H56V125H54V126H53ZM100 125H101V124H100ZM107 125H106V126H107ZM112 125H114V124H112ZM125 125H126V124H125ZM188 125H189V124H188ZM32 126H33V123H32ZM39 126H40V125H39ZM73 126H74V125H73ZM79 126H81V124H79ZM87 126H88V127H89V126H90V127L92 126L91 130H90ZM109 126H110V128H112V126H111L110 124H109L107 127H109ZM114 126H115V125H114ZM114 126H113V127H114ZM130 126H131L132 129H134L133 127H135V126L137 127L138 125L135 124V125L133 126V125L131 124ZM151 126H152V125H151ZM156 126H157V125H156ZM161 126H158V128H159L160 130H166V131H167V129H164V127H161ZM228 126H229V125H228ZM46 127H47V126H46ZM101 127H102V129L107 128V127H104L103 125H101ZM232 127H234V126H232ZM65 128H66V127H65ZM65 128H64V129H65ZM74 128H75V129H74ZM87 128H88V129H87ZM110 128H109V129H110ZM114 128H116V126H115ZM126 128H127V129H126V132L128 131L127 134L129 135V132H130L129 130H130L131 128L129 129L127 126H126ZM153 128H154V127H153ZM162 128H163V129H162ZM165 128H166V127H165ZM50 129H51V128H50ZM53 129H54V128H53ZM53 129H51L52 132L54 131ZM67 129H69V128H67ZM72 129H71V127H70L69 130H72ZM97 129H98V130H97ZM116 129H117V128H116ZM168 129H169V128H168ZM192 129H193V128H192ZM192 129L189 127V130H192ZM198 129L200 130L201 128H198ZM51 130H50V132H51ZM106 130H107V129H106ZM113 130H114V129H113ZM137 130H138V127H137ZM137 130L135 129V130H133V132H134V131H137ZM145 130H146V129H145ZM160 130H159V133H160V132L163 133V131H160ZM175 130H176V129H175ZM185 130H186V129H185ZM187 130H188V128H187ZM55 131H56V129H55ZM64 131H66V129H65ZM107 131H109V130H107ZM115 131H117V134H116V135L114 134L115 136H113V137H116V138H113V137L110 135V134H111V131L109 132V133H110V134H109L110 136H109V135L105 136L104 133H103V135H100V136L103 137V139H102V137H101V140H104L106 143L110 144L109 147L111 148L112 151H113L114 149H116L118 155L116 154L117 156H116L115 158H117V161H118V159H119V157H121V155H122L123 157H125L126 155L124 154L123 151H121V149L124 150L123 147H125L123 144L121 145V146H123V147H120V151L117 150V148H114V147L112 146V145H115L114 142H115V143L117 142L116 139H117L118 137H120V136H119L120 134H119L118 132H120L121 130H118V129H117V130H114L113 133H114ZM143 131H144V130H143ZM155 131H156V130H155ZM155 131H154V132H155ZM168 131H169V130H168ZM194 131H195V129L193 130V132H190V133L192 134V133H194ZM122 132H123V131H121V133H122ZM126 132H125V133L123 132L124 135H127ZM131 132H132V131H131ZM133 132H132V133H133ZM137 132H139V131H137ZM140 132H141V131H140ZM140 132H139V134H140ZM172 132H173V131H172ZM197 132H198V130H197ZM197 132H195V133H197ZM204 132H205V131H204ZM245 132H246V131H245ZM245 132H243V133H245ZM61 133H63V131H61ZM65 133L67 134L68 131H66ZM65 133H64V134H65ZM113 133H112V135H113ZM115 133H116V132H115ZM123 133H122V134H123ZM132 133H130L129 136L133 135L135 132H134L133 134H132ZM143 133H145V132H143ZM143 133H141V136H142ZM146 133H147V132H146ZM157 133H158V131H157ZM159 133H158V134H159ZM168 133H170V132H168ZM174 133L176 134L175 131H174ZM190 133H189V134H190ZM195 133H194V134H195ZM198 133H200V132H198ZM198 133H197V135L201 136V135L198 134ZM201 133H202V132H201ZM53 134H54V133H53ZM59 134H60V133H59ZM136 134H137V133H136ZM152 134H153V133H152ZM163 134H165V133H163ZM183 134H185V133H183ZM189 134L186 135V136L189 137ZM28 135H29V134H28ZM117 135H118V137H117ZM128 135H127V137H125V136L122 137V136H121L122 138L120 137L119 140L123 141V140H125V138H126V140H127V138L129 137ZM134 135H135V134H134ZM153 135H154V134H153ZM166 135H167V134H166ZM170 135H171V134H170ZM178 135H180V134H177V137H179ZM192 135H193V134H192ZM197 135L195 134L196 137H198ZM21 136H22V135H21ZM139 136H140V135H137V138H135V137H134V138H135V139H140V138H141V140H142L141 142H143L144 139H143L141 136H140V138H139ZM161 136H162V135L160 134V137H161ZM167 136H169V135H167ZM180 136H182V135H180ZM195 136L193 135V137H195ZM205 136H206V135H205ZM13 137H14V136H13ZM39 137H40V135H39ZM64 137H65V136H64ZM144 137H145V136H144ZM160 137H159V138H160ZM162 137L164 138L165 136H162ZM172 137H173V136H172ZM172 137H171V139L167 138V139H169V140L171 141V144H172V145L170 144L171 146H173V145L176 144V140L173 141L174 139H173ZM182 137H183V136H182ZM188 137H187V139H188L189 142H190V141L192 140V138L190 137V139H191V140H190ZM24 138H25V136H24ZM32 138H33V137H32ZM41 138H42V137H41ZM123 138H124V139H123ZM132 138H133V136L129 137L128 141H130V140L132 141ZM157 138H158V137H157ZM183 138H185V135H184ZM183 138H182V140H185V139H183ZM200 138H201V137H200ZM14 139H15V138H14ZM35 139H36V137H35ZM35 139H33V140H35ZM37 139H38V138H37ZM37 139L35 140L36 142L38 141ZM39 139H40V138H39ZM42 139H43V138H42ZM42 139H41V140H42ZM55 139H56V137H55ZM99 139H100V138H99ZM135 139H133V142H134V141H138V140H135ZM146 139H147V137L145 138V140H146ZM160 139H162V138H160ZM167 139H162V140H163V141L166 140V141H164V142H167ZM172 139H173V140H172ZM196 139H197V138H194V140L191 141L190 145H192V146H190L189 151L193 148V145H195V144H192V142H194V141L196 142ZM201 139H202V138H201ZM227 139H228V138H227ZM15 140H16V139H15ZM21 140H22V139H21ZM33 140H32V141H33ZM101 140L99 141L100 143L103 142V141L101 142ZM32 141L29 140L30 145L33 144ZM43 141H44V140H43ZM70 141H71V142H70ZM92 141H93V142H92ZM96 141H97V140H96ZM139 141H140V140H139ZM149 141H150V140L148 139V140H147V144H148V147H147L148 149H147V150H150V149L152 150V148L149 149V147H151V145L149 146V144L151 143V142H149ZM154 141H156V140L154 139V140L152 141V143H153ZM159 141H161V140H159ZM170 141H168V143H170ZM177 141H178V142H177V145L181 144V145H180L181 147H182V144L184 145L185 143H187V141H186L185 143H184V141H183V143H180L179 140H177ZM197 141H198V139H197ZM13 142H14V140H13ZM29 142H27L28 145H29ZM41 142H42V141H41ZM41 142H40V140H39V142H37V143H38V146H39V144H40ZM44 142H45V141H44ZM54 142H55V140H54ZM56 142H57L56 144L53 143L55 146H56V145H57V146H62V145H63V142H62L61 144L58 143L57 140H56ZM78 142L81 143V145H78ZM99 142L96 143V144L99 145ZM141 142H140V145L142 144ZM157 142H158V141H156L155 143H157ZM172 142H173V143H172ZM174 142H175V143H174ZM227 142H228V141H227ZM84 143H85V144H84ZM106 143H105V145H106ZM122 143H124V142H122ZM128 143H129V142H128ZM134 143H135V145H137L136 143H138V142H134ZM143 143H144V142H143ZM159 143H160V145H161L163 142H159ZM168 143H165V144L167 145V148L171 147ZM178 143H179V144H178ZM43 144H44V143H43ZM59 144H60V145H59ZM145 144H146V142L143 144L144 147L147 146V144H146V146H145ZM165 144H163V146H166ZM187 144H188V143H187ZM187 144L184 146V151H185L186 149H188V147H189ZM105 145L103 144L102 147H104V148H105V147H108L107 145H106V146H105ZM118 145H119V143H118ZM118 145H116V146H118ZM127 145H128V144H127ZM155 145H156V144H155ZM168 145H169V146H168ZM205 145H206V144H205ZM52 146H53V145H52ZM55 146H54V147H55ZM57 146L55 147V148H57V150H58L59 148H62V147H63V146H62V147H57ZM111 146H112L114 149H113ZM119 146H120V145H119ZM119 146H118V149H119ZM129 146H130V145H129ZM132 146L134 147V145H132ZM132 146H131V147H132ZM141 146H142V145H141ZM175 146H176V145H175ZM186 146H187V147H186ZM25 147H27V145H26ZM30 147H31V146H30ZM36 147H37V145H36ZM36 147H35V148H36ZM39 147H41V145H40ZM47 147H48V146H47ZM47 147H46V148H47ZM54 147H52V148H54ZM109 147H108V148H109ZM144 147H143V148H144ZM191 147H192V148H191ZM231 147H232V146H231ZM37 148H38V147H37ZM64 148H65V147H64ZM88 148H85V149L88 150ZM90 148H91V147H90ZM97 148H98V147H97ZM136 148H137V146H136ZM141 148H142V147H141ZM143 148H142L141 150H143ZM154 148H155V147H154ZM154 148H153V150H154ZM162 148H163V147H162ZM185 148H186V149H185ZM194 148H195V150H196L197 147H194ZM258 148H259V147H258ZM85 149H82V150H83L82 152H80L79 149H78V152H73V154H74V153H77V154H78L77 156H80V153L83 154V152H84ZM98 149H99V148H98ZM101 149H102V148H101ZM105 149H106V148H105ZM132 149L134 150V148H132ZM132 149H131V150H132ZM179 149H181V148H179ZM198 149H199V148H198ZM14 150H15V149H14ZM36 150H37V149H36ZM38 150H39V149H38ZM38 150H37V151H38ZM95 150H97V149H95ZM99 150H100V149H99ZM107 150H109V149H107ZM107 150H106V152H107ZM125 150H126V148H125ZM125 150H124V151H125ZM131 150H130V151H131ZM139 150H140V149H138V151H139ZM141 150H140V151H141ZM163 150H164V148H163ZM166 150L169 151L170 149H166ZM176 150H177V149H176ZM176 150H173V151L170 150V152H171V151L173 152V155H174V156H172L173 158H174V157H177V156H176L177 154H178V156H179V153H180V154L182 153V152L177 153ZM195 150H193V151H195ZM209 150H210V149H209ZM31 151H32V150H31ZM33 151H35V150H33ZM40 151H41V150H39V152H40ZM85 151H86V150H85ZM90 151H91V150H90ZM100 151H103V150H100ZM114 151H115V150H114ZM114 151H113V152H114ZM130 151H128V152H130ZM136 151H137V149H135V152H136ZM140 151H139V152H140ZM154 151L156 152L157 150L155 149ZM154 151H153V152H154ZM174 151L177 153L176 155H175V152H174ZM177 151H178V150H177ZM184 151H183V152H184ZM189 151L187 150V152H189ZM193 151H191V152L194 153ZM25 152H26V151H25ZM44 152H45V151H44ZM44 152H43L42 155L45 154ZM50 152H51V151H50ZM64 152H65V151H64ZM66 152H67V151H66ZM68 152H69V151H68ZM70 152H71V151H70ZM70 152H69V153H70ZM79 152H80V153H79ZM94 152H95V151H94ZM94 152H93V153H94ZM109 152H110V150H109ZM109 152H108V153H109ZM119 152H120V153H119ZM125 152L127 153V151H125ZM132 152H133V151H132ZM147 152H148V151H147ZM151 152H152V151H151ZM157 152H160L159 154L164 155V154H163L161 151H159V150H158ZM196 152H197V151H196ZM196 152H195V153H196ZM204 152H205V151H204ZM256 152H257V151H256ZM85 153H86V152H85ZM89 153H92V152H89ZM98 153H100V152H98ZM115 153H116V152H115ZM185 153H186V151H185ZM189 153H190V152H189ZM192 153H191V156H192V158H193L195 155L193 156ZM195 153H194V154H195ZM205 153H207V152H205ZM205 153H204V154H205ZM218 153H219V152H218ZM241 153H242V152H241ZM243 153H244V152H243ZM243 153H242V154H243ZM21 154H22V153H21ZM29 154H30V152H28L27 155H29ZM32 154H34V153H32ZM32 154H30V155H32ZM35 154H36V153H35ZM35 154H34V155H35ZM47 154H48V153H47ZM62 154H63V153H62ZM62 154H60V155H62ZM65 154H66V153H65ZM70 154H71V153H70ZM70 154H67V155L69 156ZM103 154H104V156L111 155V156H109V157H103L104 159H105V158L107 159V160H105V162L108 161V158L113 157V156H112L113 153H109L108 155H105V153L103 152ZM120 154H121V155H120ZM133 154H134V153H133ZM133 154H132V155H133ZM138 154H139V153H138ZM182 154H183V153H182ZM182 154H181L180 156H183V155H184V154H183V155H182ZM219 154H220V153H219ZM22 155H23V154H22ZM25 155H26V154H24V156H25ZM52 155H53V154H52ZM58 155H59V154H58ZM60 155H59V156H60ZM67 155H66V156H67ZM101 155H102V152H101ZM119 155H120V156H119ZM124 155H125V156H124ZM162 155H161V156H162ZM186 155H188V154H186ZM189 155H190V154H189ZM196 155H197V154H196ZM198 155H199V154H198ZM244 155H247V154L244 153ZM258 155H259V154H258ZM12 156H13V155H12ZM45 156H47V155L45 154ZM62 156H63V155H62ZM72 156H74V155H72ZM72 156H71V158H70L69 160H71V159L75 160L74 158H72ZM77 156H75V158H76ZM82 156H83V155H82ZM92 156H94V157H92ZM118 156H119V157H118ZM137 156H138V155H137ZM205 156H207V155L205 154ZM247 156H248V155H247ZM251 156H252V155H251ZM256 156H257V155H256ZM33 157H36V156H33ZM38 157H39V156H38ZM48 157H50V156L48 155ZM88 157H89V155H88L87 157H86V155H85V156L82 158L83 160L80 159V161H77V162L80 163L81 160H82V163H80V164H78L76 161H74L75 163H77V164H75V165H79V166H77V167L74 165V166L76 167L75 169L78 168L79 171H80V170H81L80 167H82L83 164H84L86 161H87L86 164H88V162H90L89 164L93 165V163H94V165H96V164H95V161H94V162L92 161V163H91V161H88V160H90V158H88ZM90 157H91V159L93 160V158H95V155H91ZM100 157H101V156H100ZM126 157H127V156H126ZM146 157H147V156H146ZM152 157H153V156H152ZM152 157H151V158H152ZM159 157H160V156H159ZM167 157H170V156L168 155ZM172 157H171V158H172ZM187 157H188V156H187ZM200 157H201V156H200ZM61 158H64V157H61ZM61 158H60V159H61ZM85 158H88V160L85 161V160H84ZM103 158L101 157V159H100V163H101V160H102ZM131 158H132V157H131ZM155 158H156V157H155ZM155 158L153 157V159H155ZM180 158H181V157H180ZM196 158H197V156L195 157V160H197V164H196V166L194 165V167L198 168L197 170L200 169V170H199L200 172L197 171V170H196L195 173H194V171H193V172H188V171H187V172H188V174H189V173H190V174H191V173H194V174L197 175V177H198V176H199V173L201 174V172H202V173L205 172V169H206V172H208V171H207V166H206V168L204 169V171H203V170L201 171V169H202L201 166H203V165H202V164H199V163H200V162L198 161L199 158H198V159H196ZM205 158L207 159V157H204V159H205ZM249 158H250V157H249ZM27 159H28V158H27ZM29 159H31V157H30ZM29 159H28V160H29ZM32 159H34V161H35V158H32ZM96 159H97V158H96ZM98 159H99V158H98ZM153 159H152V160H153ZM156 159H159V158H156ZM156 159H155V160H156ZM162 159H163V158H162ZM206 159H205V161H207V165H208V163H210V162H208L210 159H209V158H208L209 160H206ZM15 160H16V159H15ZM24 160H25V159H24ZM52 160H55V159H52ZM52 160H51V161H52ZM56 160H57V159H56ZM110 160L113 161L112 158H110ZM114 160H115V159H114ZM119 160H120V159H119ZM121 160H122V159H121ZM163 160H164L165 162H167L165 159H163ZM175 160H176V159H175ZM175 160H174V161H175ZM178 160H179V159H178ZM195 160H194V162L196 163ZM31 161H32V163L34 162L33 160H30L29 162H31ZM37 161H38V160H37ZM47 161H48V160H47ZM83 161H84V163H83ZM98 161H99V160H98ZM98 161H97V162H98ZM153 161H154V160H153ZM171 161H172V160H171ZM171 161H170V162H171ZM181 161H182V160H181ZM42 162H44V160H43ZM45 162H46V161H45ZM60 162H61V161H60ZM69 162L71 163V161H67V160H66V163H64V164L66 165V164L69 163ZM74 162H73V163H74ZM103 162H104V161H102V163H103ZM109 162H110V161H109ZM109 162H108V163L106 162V164L109 165L108 168L110 167L111 164H113V163H111V162H110L111 164H109ZM113 162H114V161H113ZM118 162L120 163V161H118ZM118 162H117V163H118ZM162 162H163V161H162ZM168 162H169V161H168ZM168 162H167L165 165H167V166L169 167L168 164H171L172 162H171V163H168ZM184 162H185V161H184ZM187 162H188V161H187ZM194 162H192V163L195 164ZM198 162H199V163H198ZM222 162H223V161H222ZM13 163H14V162H13ZM37 163L39 164L40 162H36V163L34 162L33 164H37ZM47 163H49V162H46V164H47ZM70 163H69V165L67 164V165H68V170L71 171V172L68 171V174H69V173L71 174L72 171L74 170V167H73V166H72V170L69 169L70 166H71ZM73 163H72V165H73ZM100 163H99L98 165H99V169H100V168H101V169H100L99 171H98V169H94L95 171L97 170V171L99 172V174H98V173H97V174L95 173V175H97V176H101V175H103V176L105 177L106 175H105L104 172H105V171L107 172V169H108V168H107V166H104V167L102 168L103 165H102V163H101V164H100ZM115 163H116V160H115ZM117 163H116V165H117ZM147 163H148V162H146V164L144 165V166H145V167H144L145 169H146ZM163 163H164V162H163ZM176 163H177V161L172 163L173 167H175V166H177V165L180 164V163H179V164H176ZM188 163H189V162H188ZM190 163H191V162H190ZM202 163H203V162H202ZM223 163H224V162H223ZM30 164H31V163H30ZM53 164H54V163H53ZM55 164H57V161H56ZM58 164H59V160H58ZM86 164H84L85 167L88 166V165H86ZM104 164H105V163H104ZM106 164H105V165H106ZM134 164H135V163H134ZM149 164H150V163H148V165H149ZM151 164H153V162H152ZM151 164H150V165H151ZM154 164H155V163H154ZM154 164H153V165H154ZM174 164H176V165H174ZM184 164H185V163H184ZM210 164H211V163H210ZM221 164H222V163H221ZM225 164H226V163H225ZM225 164H224V165H225ZM244 164H245V163H244ZM246 164H247V162H246ZM246 164H245V166H246ZM251 164H253V163H251ZM262 164H263V163H262ZM262 164H261V165H262ZM11 165H12V164H11ZM13 165H14V164H13ZM60 165H61V164H60ZM81 165H82V166H81ZM98 165H96V166H98ZM100 165H102V166H100ZM131 165H133V164H131ZM140 165H141V164H140ZM150 165H149V166H150ZM160 165H161V164H160ZM197 165H198V166H197ZM205 165H206V164H205ZM224 165H223V166H224ZM114 166H115L114 164H113V166L111 165V168H112V167L114 168ZM167 166H166V167H167ZM184 166H185V165H184ZM208 166H209V165H208ZM247 166H248V165H247ZM253 166H254V165H253ZM11 167H12V166H11ZM63 167L66 168L67 166H63ZM85 167H84V171H85ZM105 167H106V168H105ZM130 167H132V166H130ZM150 167H151V170L154 168L153 170H156V171H157V168H155V166H154V167H153V166H150ZM150 167H149V168H150ZM152 167H153V168H152ZM162 167H163V166H162ZM164 167H165V166H164ZM199 167H200V168H199ZM209 167H210V166H209ZM209 167H208V168H209ZM241 167H242V166H241ZM241 167H240V168H241ZM39 168H40V167H39ZM61 168H62V167H61ZM61 168H60V169H61ZM96 168H97V167H96ZM142 168H143V167H142ZM176 168H177V167H176ZM179 168H180V167H178L177 170H179ZM203 168H204V167H203ZM210 168H211V167H210ZM250 168H254V167H251V166H250ZM62 169H63V168H62ZM82 169H83V167H82ZM105 169H106V170H105ZM109 169H110V168H109ZM124 169H125V167H124ZM181 169L183 170V168H181ZM184 169H187V168H184ZM88 170H89V169H88ZM165 170H166V168H165ZM182 170H181V172H182ZM209 170H210V169H209ZM211 170H212L213 172H214V171H217L216 169L213 170V168H211ZM23 171H24V170H23ZM45 171H46V170H45ZM64 171H65V170H64ZM64 171H63V173H64ZM74 171H75V170H74ZM114 171H115V169H114ZM158 171H159V170H158ZM166 171H167V170H166ZM171 171H175V172L172 173V172H170V169H169L170 175H173L174 173H175V174L179 173V172H176L175 169H172ZM185 171H186V170H185ZM189 171H190V169H189ZM212 171H211V173H213ZM235 171H236V170H235ZM252 171H253V170H252ZM24 172H25V171H24ZM26 172H27V171H26ZM76 172H77V171H76ZM82 172H83V171H82ZM85 172H87V171H85ZM90 172H91V170H90L88 173L91 174ZM93 172H94V171H93V168H92V173H93ZM109 172H110V171H109ZM112 172H113V171H112ZM117 172H118V171H117ZM167 172H168V171H167ZM167 172H166V173H167ZM197 172H199V173H197ZM209 172H210V171H209ZM227 172L229 173V171H225L224 173H227ZM236 172H237V171H236ZM255 172H256V171H255ZM43 173H44V172H43ZM74 173H75V172H74ZM102 173H104V174H102ZM156 173H157V172H156ZM159 173H160V172H158V174H159ZM166 173H165V176H168V175H166ZM196 173H197V174H196ZM211 173H209L210 176H211ZM214 173H215V172H214ZM214 173H213V174H214ZM221 173H223V171H222ZM224 173H223L222 176L225 175ZM228 173H227V174H228ZM233 173H234V170H233V172H230L231 175H232ZM65 174H66V173H65ZM89 174H88V176H90ZM149 174H150V173H149ZM149 174H148V176H149ZM161 174H164V171H163V173H161ZM167 174H168V173H167ZM183 174H184V173H183ZM194 174H191V176H193ZM206 174H207V173H206ZM213 174H212V177H214ZM215 174H216V176H217V177H216V176H215V177L218 178V181H219V179L222 178V177H221V176H219L220 178L218 177L219 172H218V173H215ZM215 174H214V175H215ZM217 174H218V175H217ZM7 175H8V174H7ZM49 175H51V173H49ZM91 175H92V174H91ZM150 175H151V174H150ZM159 175H160V174H159ZM184 175H185V174H184ZM228 175H229V174H228ZM228 175H227V176H228ZM97 176H94V175H93L92 177H97ZM137 176H138V175H137ZM140 176H141V175H140ZM145 176H147V175H145ZM145 176H144V177H145ZM151 176H152V175H151ZM153 176H154V175H153ZM155 176H156V175H155ZM160 176L163 177V175H160ZM175 176H177V175H175ZM200 176H201V177H200ZM200 176L198 177V179H200L201 182H199V180H197V177H196V176H193V178H190V179H192V180L194 179V181H196V183H195L194 181H193V182L195 183L194 185H196L197 188H198L197 184L200 185L202 182H206V178H205V181H202V180H203V177L205 176V174L200 175ZM202 176H203V177H202ZM206 176H207V175H206ZM206 176H205V177H206ZM234 176H235V175H234ZM253 176H254V175H253ZM43 177H44V176H43ZM55 177H56V176H55ZM104 177H103V178H104ZM182 177H183V176H182ZM195 177H196V179H195ZM208 177H209V175H208ZM251 177H252V176H251ZM83 178H84V177H83ZM86 178H87V177H86ZM90 178H91V177H90ZM103 178H102V179H103ZM139 178H140V177H139ZM147 178H148V177H147ZM257 178H258V177H257ZM42 179H43V178H42ZM46 179H47V178H46ZM46 179H45V180H46ZM48 179H49V178H48ZM50 179H51V178H50ZM102 179H101V180H102ZM144 179L146 180V177H145ZM153 179H154V177H153ZM153 179H152V180H153ZM173 179H174V178H173ZM190 179H189V180H190ZM201 179H202V180H201ZM254 179H255V178H254ZM21 180H22V179H21ZM40 180H41V179H40ZM45 180H44V181H45ZM157 180H158V179L155 177V180H154V181H155V184L158 183ZM166 180H168V178H167ZM181 180H183V179H181ZM181 180H180V181H181ZM186 180H187V179H186ZM250 180H251V179H250ZM53 181H54V180H53ZM120 181H121V180H120ZM146 181H149V180L147 179ZM154 181H152V182H154ZM170 181H171V179L169 180V183H170ZM178 181H179V179H178ZM184 181H185V180H184ZM187 181H188V180H187ZM187 181L185 182L186 184H184V183L182 184V182H181V185H180V186H182V185H184V186L187 185V186H188V184L191 183V182H190L191 180L188 181V184H187ZM216 181H217V180H216ZM223 181H225V180H223ZM223 181L221 182V184L223 183ZM121 182L123 183V181H121ZM121 182H118V183H117V182L115 181L114 184L116 183L117 186H113L114 184L111 185V186H109V185H107V186H108L109 188H112L113 190H112V189H111V190H112L113 192H116V194H117L118 192H120L119 190L123 189V188L126 186V183H128V181L126 180V181H124V182H126V183H124V185H118V184H120ZM189 182H190V183H189ZM197 182H198V183H197ZM253 182H254V181H253ZM42 183H43V182H42ZM147 183H148V182H147ZM150 183H151V182H150ZM150 183H148L147 188H149L150 186H151V187H154V186L159 187V185H160V184L155 185V184H152V183H151V185H149ZM177 183H179V182H177ZM177 183H175V184H177ZM40 184H41V183H40ZM43 184H44V183H43ZM110 184H111V183H110ZM129 184H132V185L134 184V185H136V183H131V182H129ZM191 184H192V183H191ZM191 184H190V185H191ZM205 184H206V183H205ZM229 184H230V183H229ZM239 184H241V183H239ZM134 185H133V186H134ZM172 185H173V184H172ZM112 186H113V187H112ZM133 186H132V187H133ZM137 186H138V185H136V186H134V187L136 188ZM163 186H164V185H163ZM177 186H178V188H179V184H178ZM187 186H186V187H187ZM226 186H227V185H226ZM229 186H230V185H229ZM248 186H249V185H248ZM258 186H259V185H258ZM260 186H261V185H260ZM262 186H263V185H262ZM102 187H103V186H102ZM108 187H105V188H108ZM127 187H128V186H126L125 189H127ZM129 187H130V185H129ZM160 187H162V185H161ZM188 187H189V186H188ZM191 187H193V186L191 185ZM196 187H195V188H196ZM201 187H202V186H201ZM201 187H199V188H201ZM204 187H205V186H204ZM204 187H203V188H204ZM245 187H246V186H245ZM109 188H108V191H109ZM135 188L130 189L131 191L128 190L127 193L129 192L128 194H130V193H131V194H132V193L134 194V191H135V190H136L137 192L140 191V190L138 191V189H137V188L135 189ZM141 188H142V187H141ZM163 188H165V187H163ZM211 188L213 189V187H211ZM230 188H231V187H230ZM262 188L264 189V187H262ZM100 189H102V188H100ZM100 189H98V190H100ZM134 189H135V190H134ZM143 189H144V188H143ZM161 189H162V188H161ZM179 189H180V188H179ZM179 189H178V190H175V192L179 193ZM181 189H183V188H181ZM181 189H180V190H181ZM184 189H185V188H184ZM184 189H183V190H184ZM188 189H189V188H188ZM188 189H187V190H188ZM190 189H192V188H190ZM190 189H189V190H190ZM204 189H205V188H204ZM145 190H148V189H145ZM166 190H167L166 188L163 189V191H166ZM170 190H171V189H170ZM189 190H188V191H189ZM34 191H36V190H34ZM69 191H70V190H69ZM102 191H103V189H102L101 191H98V192L100 193V192H102ZM104 191L106 192L107 190L104 189ZM117 191H118V192H117ZM168 191H169V190H168ZM188 191H187V192H188ZM203 191H204V190H203ZM203 191H202V192H203ZM232 191H233V190H232ZM71 192H72V191H71ZM75 192H76V191H75ZM90 192H91V191H90ZM98 192H96V193H94V194H95V195H96V194L98 195V194H99ZM113 192H111V193H113ZM122 192H123V191H122ZM146 192H147V191L144 192L145 194H144V200H143V201H142V200L139 201L138 198L135 199V197H133L134 200H135V201H134L133 198L129 197L130 199H128V200L132 201V203H129V202L127 201L129 204L126 203L127 205L125 204V206H126L129 210H134L133 213H135V211L137 212V210H138V209L135 210V208H138V205H139V207H140V204H141V206L144 205V210H143V215H144V217H140V216L138 217V219L140 220V218H141V222L144 221V223H140L139 221H136V222H138V223H136V222L134 223L133 221H132V222H133L135 225H136V224L139 225V223H140L141 226H142V225L144 224V227L146 226L147 228L151 227L152 225H153L152 227H157V226L161 223L160 221L163 219V216H164V218L166 219V222H167V220H168V218H166V217H169V216H166L165 213H163L167 207H166V206H165V208L162 207L163 204H164V199H163V198L161 199V198H160V195H162V197H163L164 194H162V193H161V194H158L159 192L157 191L158 193H154V194L152 193L153 195H151V192L148 191L150 194H147ZM152 192H153V190H152ZM182 192H183V191L181 190V193H182ZM230 192H231V191H230ZM235 192H236V191H235ZM72 193H73V192H72ZM87 193H88V192H87ZM106 193H107V192H106ZM108 193L110 194V192H108ZM127 193H125V194H127ZM140 193H141V192H140ZM173 193H174V191H173ZM181 193H179V194H181ZM183 193H184V195H185L186 191H184ZM205 193H206V192L204 191V193H202V194H205ZM21 194H22V193H21ZM119 194H120V193H118L117 195H119ZM128 194H127V195H128ZM174 194H175V193H174ZM188 194H189V192H188ZM194 194H196V193H194ZM200 194H201V193H200ZM202 194H201V195H202ZM74 195H75V194H74ZM85 195H86V194H85ZM97 195H96V196H97ZM99 195H100V194H99ZM102 195L105 196V193H103ZM102 195H100V196H102ZM106 195H107V194H106ZM111 195H112V194H111ZM121 195H122V193H121ZM121 195H120V196H121ZM127 195H124V196H127ZM134 195H135V194H134ZM134 195H133V196H134ZM168 195H169V194H168ZM182 195H183V194H182ZM186 195H187V193H186ZM192 195H193V194H192ZM20 196H22V195H20ZM86 196H87V195H86ZM86 196H85V198H86ZM88 196H89V195H88ZM91 196H92V195H91ZM124 196H123V197H124ZM128 196H129V195H128ZM136 196H137V195H136ZM165 196H166V194H165ZM174 196H175V197H174ZM189 196H190V195H189ZM197 196H198V194H197V195H194L193 197H197ZM54 197H55V196H54ZM65 197H66V196H65ZM68 197H69V195H68ZM78 197H79V196H78ZM89 197H90V196H89ZM137 197H138V196H137ZM172 197H173V199H174V198H178V197H176V194H175V195H172ZM193 197H192V196L188 197V199H186V201L188 200L187 202L189 203V201H190V203H191L192 200H189V199H191V198H193ZM202 197H203V196H201V198H202ZM204 197H205V196H204ZM249 197H250V196H249ZM259 197H260V196H259ZM85 198H84V199H85ZM121 198H122V197H121ZM124 198H125V197H124ZM124 198H123V199H124ZM127 198H128V197H127ZM250 198H251V197H250ZM262 198H263V197H261L260 199H261L262 201H264ZM23 199L26 200V198H23ZM71 199H72V198H71ZM74 199H75V198H74ZM81 199L83 200V198H81ZM88 199H89V198H88ZM90 199H91V198H90ZM93 199H95V198H93ZM131 199H132V200H131ZM137 199H138V201H137ZM141 199H143V198H141ZM178 199H179V198H178ZM203 199H204V198H203ZM221 199H222V198H221ZM254 199H255V198H254ZM256 199H257V198H256ZM19 200H20V199H19ZM72 200H73V199H72ZM82 200H81V202H82ZM86 200H87V199H86ZM181 200L184 202L185 199H179V200H178V201H180L179 203L182 202ZM205 200H206V199H204V201H205ZM222 200H223V199H222ZM257 200H258V199H257ZM57 201H58V200H57ZM67 201H68V200H67ZM90 201H91V200H90ZM136 201H137V203H134V204H133V202H136ZM173 201H174V200H172V202H173ZM175 201L177 202V203H176V202H173V203L175 204V207L173 206V204H172V205L170 204V206H169V207H174V208H175V209H172V211L174 210V211H173V216L170 215L171 213H169V210H170L171 208L168 207V208L166 209V211L168 210V211H167V213H168L167 215H170L171 217H176V216H177V215L174 216V215L177 213V210H178V209H176V206H177L176 204H178V201H177V199H175ZM186 201H185L184 203H185V205H188V204H186ZM206 201H208V200H206ZM220 201H221V200H220ZM254 201H255V200H254ZM76 202H78L77 199H76V201H74V202H72V203L76 204ZM81 202H80V204H81ZM85 202H86V201L84 200V203H85ZM103 202H104V201H103ZM142 202H143L144 204H142ZM216 202H217V201H216ZM70 203H71V202H70ZM72 203H71V204H72ZM204 203H205V204H204ZM204 203H203V206L206 205L207 202H204ZM258 203H259L260 206H261V203H262V202H257V205H258ZM80 204H78V205L76 204L77 206L74 205V206H76V207H74V206L72 207V205H71V207H70V205L67 204V206L69 207V209H65L64 212H62V215L64 214V215H63V216H64V219H66L65 216H67V221L70 220L69 218H76V217H78V216H79V211H80V212H81V210L84 211V208L87 207V206H84L83 209H81L82 205H81V207H80ZM97 204L99 205L100 203H97ZM132 204H133V205H132ZM182 204H183V203H182ZM182 204L179 205V208H180V207L183 208V207H182ZM192 204H193V203H191L190 206L195 205V204H193V205H192ZM219 204H220V203H219ZM221 204H222V203H221ZM262 204H263V203H262ZM92 205H94V204H92ZM104 205H105V204H104ZM183 205H184V204H183ZM208 205H209V203H208ZM250 205H251V204H250ZM44 206H45V205H44ZM62 206H63V205H62ZM89 206H90V205H89ZM89 206H88V207H89ZM100 206H101V204H100ZM102 206H103V205H102ZM125 206H124V208H125ZM203 206H200V208H199V210L201 211V213H202L203 210H205V209L207 210V208H208V206H207V208H205V209L202 210L201 207L204 208ZM211 206H212V204H211ZM213 206H214V205H213ZM216 206H217V204H216ZM65 207H66V206H65ZM79 207H80V209H79ZM88 207H87L86 209H87V211L90 209V210H89V213H90V211H91L92 208H89V209H88ZM90 207H91V206H90ZM96 207H97V206H96ZM96 207H95V208H96ZM107 207H108V206H107ZM107 207H106V205H105V207H102V209H105V208H107ZM134 207H135V208H134ZM188 207H189V206H188ZM221 207H222V206H221ZM245 207H246V205H245ZM250 207H251V206H250ZM40 208H41V207H40ZM57 208H58V207H57ZM63 208H64V207H63ZM108 208H109V207H108ZM108 208H107V209H108ZM120 208H121V207H120ZM130 208H131V209H130ZM140 208H141V207H140ZM162 208L164 209V211H163ZM177 208H178V206H177ZM210 208H211V207H210ZM210 208H209V209H210ZM212 208H213V207H212ZM216 208H217V207H215V209H216ZM97 209H98V208H97ZM110 209H111V208H109V210H110ZM122 209H123V207H122ZM125 209H126V208H125ZM233 209H234V208H233ZM239 209H240V208H239ZM259 209H261L260 211H262V209H263V211H264V208H262V207H259ZM57 210H58V209H57ZM92 210H93V209H92ZM109 210H108V213L105 211V212H106L105 214H103L104 211L102 210V211H103V213H102L103 216L105 215V216H106L105 218H109V219H110V217H112V218L114 219L116 215H113V214L110 212L111 210H110V211H109ZM175 210H176V211H175ZM242 210H243V209H242ZM125 211H126V210H125ZM127 211H128V210H127ZM127 211H126V212H127ZM140 211H141V214H142V209H140ZM161 211H163V212H161ZM170 211H171V210H170ZM179 211H180V210H179ZM179 211H178V212H179ZM207 211H208V210H207ZM216 211H217V210H216ZM240 211H241V209H240ZM263 211L261 212L262 214L264 213ZM53 212H54V211H53ZM60 212H61V211H60ZM60 212H59L58 214L61 216ZM116 212H117V211H116ZM128 212H129V211H128ZM131 212H132V211H131ZM138 212H139V211H138ZM175 212H176V213H175ZM197 212H198V211H196V212L194 211V212H192L191 214H190V212H189V215L194 214L193 217L191 218V222L193 221V224L195 223V226L193 225L194 228L197 227L196 229H194L193 226H190V228H193L194 230H197L198 228H199L198 230H203L204 232H203V233H202V232L200 233L201 236H200V234H198V235L200 236L199 238H200V239H203L202 234H203V235H205V234L207 235L209 232H211V231L214 232V231H215V229H214V231L212 230V229H213L212 227L215 225V222H213L214 225H213L212 227H209V228H212L211 231H210L209 229L207 230V226H206V229H205V225H203V227L201 226V224H203V222H204V221L201 222V220H203L204 217H206L207 219H210V218H209V216L206 214L207 212H206V211H203V212H205V214H200V215H201V216L204 215V216H202V218H201V216H200L199 218H201V220H200V219L198 220V215H199L198 213H199V212H198V213H197ZM210 212H211V211H210ZM256 212H257V211H256ZM92 213H95V210L92 211ZM92 213H91V215L93 216ZM100 213H101V210H100ZM139 213H140V212H139ZM179 213H180V212H179ZM196 213H197V215H196ZM214 213H215V212H214ZM241 213H242V212H241ZM261 213H260V214H261ZM98 214H99V212H98ZM98 214H97V215H98ZM106 214H107V215L110 214V215H112V216L109 217V216H107ZM119 214H121V215H119V216H122L123 212H119ZM131 214H132V213H131ZM137 214H138V213H137ZM164 214H165V215H164ZM208 214H209V212H208ZM251 214H252V213H251ZM52 215H53V214H52ZM85 215L88 216V214H86V213H85ZM99 215H100V214H99ZM124 215H125V214H123V216H124ZM138 215H139V214H138ZM138 215H137V216H138ZM205 215H206V216H205ZM209 215H210V214H209ZM211 215H212V214H211ZM258 215H259V214H258ZM54 216H56V218H57V215H54ZM60 216H58V217L60 218ZM63 216H62V217H63ZM86 216H85V217H86ZM100 216H101V215H100ZM100 216H99V217H100ZM103 216L100 217V218H104ZM117 216H118V215H117ZM135 216H136V214H135ZM135 216L133 215V217H135ZM196 216H197V220H198V221L196 220L197 222H194ZM207 216H208V217H207ZM215 216H216V215H215ZM242 216H243V214H242ZM263 216H264V215H260L259 217H262V218H263ZM80 217H81V216H80ZM80 217H79V220H80ZM82 217H83V216H82ZM94 217H95V214H94ZM130 217H132V216H130ZM130 217H129V218H130ZM171 217H170V218H171ZM194 217H195V218H194ZM210 217H211V216H210ZM251 217H252V216H251ZM47 218H48V217H47ZM47 218H46V219H47ZM49 218H50V217H49ZM54 218H55V217H54ZM54 218H52V219H54ZM83 218H84V217H83ZM100 218H99V219H100ZM105 218H104V220H106ZM125 218H126V217H125ZM129 218H127V219H129ZM136 218H137V217H136ZM177 218H178V216H177ZM193 218H194V219H193ZM206 218H205V219H206ZM231 218H232V217H231ZM240 218H241V217H240ZM262 218H261V219L259 218L258 221H260V222H261V221H264V219H262ZM52 219H50V220H52ZM61 219H62V218H61ZM64 219H63V220H64ZM88 219H89V218H88ZM109 219H108V220H109ZM113 219H111V220H113ZM127 219H125V220H127ZM130 219H132V218H130ZM130 219H129V220H130ZM165 219H164V220H165ZM171 219H172V218H171ZM171 219H169V220H171ZM180 219H181V218H180ZM192 219H193V220H192ZM214 219H215V218H214ZM224 219H225V218H224ZM235 219H236V218H235ZM235 219H234V220H235ZM242 219H243V218H242ZM71 220H72V219H71ZM91 220H92V219H91ZM108 220H107V221H108ZM111 220H109V221H111ZM142 220H143V221H142ZM164 220H163V221H164ZM169 220H168V221H169ZM173 220H175V219H173ZM189 220H190V219H189ZM231 220H232V219H231ZM245 220H246V219H245ZM44 221H45V220H44ZM53 221H54V220H53ZM77 221H78V219H77ZM77 221L75 222L76 225H77ZM84 221H85V222H84ZM84 221L81 220V223H82V222H83V223H86V222H87V223H86L87 226H90V225H91V224H89V221H90V220L87 221V218L84 219ZM158 221H159V223H157ZM177 221H178V220H177ZM179 221H180V220H179ZM208 221H209V220H208ZM73 222H74V221H73ZM79 222H80V221H79ZM91 222L93 223L94 221H91ZM102 222H103V220H102ZM125 222H127V221H125ZM155 222L157 223V226H155V225H156ZM166 222H162V224H164V223H166ZM205 222H207V221L205 220ZM69 223H70V222H69ZM83 223L81 224V225H82L81 227H83ZM118 223H119V222H118ZM129 223H130V225H129ZM133 223H131V220H130V222H128L127 224L125 223V224L127 225V226L125 225L127 230H124L125 232L123 233V235H124V234L127 235V233L130 232V231H129L130 228L133 229V227H130V228H129V226L134 225ZM154 223H155V225H154ZM207 223H208V225H209V222H207ZM213 223H212V224H213ZM230 223H231V222H230ZM235 223H236V222H235ZM12 224H13V223H12ZM44 224H45V222H44ZM44 224H43V226H44ZM55 224H56V223H55ZM72 224H73V223H72ZM86 224H84V225L86 226ZM88 224H89V225H88ZM169 224H170V223H168V225H169ZM210 224H211V223H210ZM232 224H233V223H232ZM243 224H244V223H243ZM246 224H247V223H246ZM257 224H259V223H257ZM260 224H261V223H260ZM260 224H259V225H260ZM66 225H67V224H66ZM116 225H117V224H116ZM116 225H115V227H116ZM138 225H137V226H138ZM165 225H166V224H165ZM185 225H186L187 228L189 227V226H188V223H186ZM189 225H190V224H189ZM216 225H217V224H216ZM7 226H10V224L7 225ZM19 226H20V225H19ZM64 226H65V225H64ZM117 226H119V225H117ZM123 226H124V225H123ZM125 226L123 227L124 229H125ZM141 226H140V227H141ZM210 226H211V225H210ZM252 226H253V225H252ZM17 227H18V226H17ZM24 227H25V226H24ZM24 227H23V228H24ZM49 227H50V226H49ZM52 227H54V226H52ZM186 227L182 228V230L185 231L184 233H186V232L188 233V231H189V232H192V231H193V229H190V228H189L190 230L187 229V230H188V231H187V230H186ZM225 227H226V226H225ZM233 227H234V225H233ZM246 227H247V226H246ZM262 227L264 228L263 223H262ZM1 228H2V227H1ZM4 228L7 229L6 226H4ZM10 228H11V227H10ZM14 228H15V226H14ZM23 228H22V229H23ZM60 228H61L60 230H62L63 227L61 226ZM65 228H66V226H65ZM69 228H70V227H69ZM71 228H72V227H71ZM76 228H77V227H76ZM107 228H108V227H107ZM111 228H112V225H111ZM200 228H201V229H200ZM263 228H261V229H262V230H261L262 232L264 231ZM31 229H32V228H31ZM46 229H47V228H46ZM51 229H52V228H51ZM58 229H59V228H58ZM79 229H80V228H79ZM115 229H116V228H115ZM137 229H138V228H137ZM180 229H181V228H180ZM259 229H260V228H259ZM4 230H5V229H4ZM4 230H3L2 232H5ZM7 230H9V229H7ZM7 230H6V232H8ZM17 230H18V229H17ZM19 230H21V229H19ZM25 230H26V229H25ZM29 230H30V229H29ZM104 230H106V229H104ZM120 230H121V231H120ZM120 230L117 229V230L114 231V230L111 229L110 235H111V233L113 232V233L116 234V236H117V235H118L117 233H121V232H123L122 229H120ZM135 230H136V229H135ZM155 230H156V229H155ZM182 230H181V232L183 233ZM222 230H223V228H222ZM55 231L57 232V230H55ZM66 231L68 232V230H66ZM70 231H72V229H70ZM76 231H77V230H76ZM102 231H103V229H102ZM102 231H101V232H102ZM2 232H1V233H2ZM18 232H19V231H18ZM67 232H64V233H67ZM98 232H99V231H98ZM108 232H109V231H108ZM108 232H106V234H105V236L107 235V237H108V234H109ZM146 232H147V231H146ZM9 233H10V232H9ZM15 233H16V232H15ZM72 233H73V232H72ZM107 233H108V234H107ZM134 233H135V232H134ZM136 233H137V232H136ZM136 233H135V234H136ZM182 233H181V235H182ZM184 233H183V234H184ZM187 233H186V234H187ZM217 233H218V230H217ZM217 233H212L213 237H214V234L216 235ZM229 233L231 234V232H229ZM61 234H62V233H61ZM69 234H70V233H69ZM92 234H93V232H92ZM195 234H196V233H195ZM210 234H211V233H210ZM233 234H234V233H233ZM78 235H79V234H78ZM119 235H120V234H119ZM181 235H180V237H182V241H185V239L183 240V235H182V236H181ZM191 235H192V234H191ZM206 235H205V236H206ZM0 236H1V235H0ZM94 236H95V235H94ZM94 236L91 237V235H90V237L92 238L91 241L94 240V238H96V237H94ZM105 236H101V238H99V239H102V238H104ZM112 236H113V235H111V237H112ZM124 236H125V235H124ZM128 236H129V235H128ZM218 236H219V235H218ZM224 236H225V235H224ZM234 236H235V235H234ZM240 236H241V235H240ZM9 237H10V236H9ZM9 237H8V238H9ZM62 237H63V236H62ZM68 237H69V235H68ZM109 237H110V236H109ZM109 237H108V240L106 239V237L104 238V240H106V241H105L106 243H108L107 241H110V240H111V239H110L111 237H110V238H109ZM113 237H115V235H114ZM118 237H119V236H118ZM121 237H122V236H121ZM201 237H202V238H201ZM208 237H212V236H211V235H208ZM227 237H228V236H227ZM230 237H231V236H230ZM230 237H229V238H230ZM235 237H236V236H235ZM237 237H238V236H237ZM246 237H247V236H246ZM69 238H70V237H69ZM97 238H98V237H97ZM157 238H158V237H157ZM157 238H156V239H157ZM184 238H185V237H184ZM189 238H190V237H189ZM192 238H193V237H192ZM192 238H191V239H192ZM205 238H207V236H206ZM220 238H221V237H220ZM243 238H245V237H243ZM88 239H89V238H88ZM99 239H96V240L98 241ZM112 239H113V238H112ZM158 239H159V238H158ZM177 239H178V238H177ZM237 239H238V238H237ZM239 239H240V238H239ZM84 240H85V239H84ZM104 240H103V242H104ZM172 240H174V239H172ZM172 240H170V241L168 240V241L170 242V243H169V246H168L167 242H164L165 245H166V247L168 246V248H164V249H167V251H165V252H164V250H162L163 248L160 247L162 244H157V245L155 246V245L151 244V243H152V240H151V239H150V240H147V239L144 240V246H143L144 249H143L142 246H141V247L139 248V249H140V250H139V249L137 248L138 246L136 245L135 250H136V248H137L138 251H141L142 253H144V254H143L144 257L140 256L139 254L136 255V258H135L136 261H137V256L141 259V260H140V259L138 258L139 261H137V262H139V263H137V262H136V263H137V264H141L143 261H144L143 263H145L146 261H149V262H150V261H151V262H152V261H158V262L160 261L159 264H162V261H161V260H163L164 258H167L168 260H166V261H169V262H165V264H166V263H168V264H177L178 259H176L177 256L175 255V252L178 250V253H180V252H179V251H180V250H179L180 248H181V251L183 250V248H182L181 246L184 245V242H182V244H183V245H182V244H181V241H180L179 239H178V240L175 239L176 241H178V242H176V241L174 240L175 243H174ZM223 240H224V239H223ZM10 241L13 242L12 239H11ZM26 241H27V240H26ZM26 241H23V242L25 243ZM29 241H31V240H29ZM101 241H102V240H101ZM166 241H167V240H166ZM211 241H212V240H211ZM211 241H210V242H211ZM230 241H231V240H230ZM241 241H242V240H241ZM12 242H11V243H12ZM14 242H15V241H14ZM27 242H28V241H27ZM75 242H76V241H75ZM88 242H89V243H87V241H86V243H83V245L89 247V245H90L92 242H94V241H92L91 243H90V241H88ZM98 242H99V241H98ZM98 242H97V244H98ZM103 242H102V243H103ZM190 242H191V241H190ZM197 242H198V241H197ZM212 242H213V241H212ZM6 243H7V241H6ZM9 243H10V242H9ZM20 243H21V242H20ZM95 243H96V242H95ZM100 243H101V242H99V244H100ZM102 243H101V244H102ZM160 243H161V242H160ZM162 243H163V242H162ZM173 243H174V244H173ZM177 243H180V248H179V244H177ZM198 243H199V242H198ZM208 243H209V242H208ZM208 243H207V242H205V243H201V244L198 246V248H196L195 251H199V252L202 253V254L200 253L202 256H200V254H199V256H198V257H200L199 259H200V260L203 259L204 261H203V262L201 261V262H202V263H201L200 260L197 259L198 257H195V258L197 259V261H196V260H193L194 264H195V262H198V263L200 262L201 264H218V260H219V259H218L217 256H216L217 258L215 257V258H216V259H215V258L212 257V255H211V257L214 258V260H213V259H212V260L210 259L211 261L209 260L208 257H206V259H208L209 262H208L205 258H201V257H205V256H210V253H208L207 250H208V248H211L210 246H211L212 243H211V244H208ZM223 243H224V242H223ZM229 243H230V242H229ZM235 243H236V245H237V247H238V246H239V245H238L239 242H234V245H235ZM237 243H238V244H237ZM240 243H241V242H240ZM2 244H3V243H2ZM4 244H5V243H4ZM7 244H8V243H7ZM7 244H6V245H7ZM76 244H77V243H76ZM97 244H96V245H97ZM101 244H100V245H101ZM103 244H105V243H103ZM103 244H102V245H103ZM108 244H109V243H108ZM207 244H208V245H207ZM216 244H217V243H216ZM248 244H249V243H248ZM8 245H9V244H8ZM8 245H7V247H8ZM12 245H14V244L12 243ZM27 245H28V244H27ZM38 245H39V244H38ZM81 245H82V244H81ZM102 245H101V246H102ZM142 245H143V244H142ZM212 245H213V244H212ZM234 245H233V246H234ZM250 245H251V244H250ZM1 246H2V245H1ZM9 246H10V245H9ZM17 246H18V245L16 244V247H17ZM23 246H26V244H24ZM101 246H100V247H101ZM163 246H164V245H163ZM163 246H162V247H163ZM177 246H178V247H177ZM186 246H187V245H186ZM194 246H195V244H194ZM242 246H244V245H242ZM96 247H97V246H96ZM129 247H130V246H129ZM164 247H165V246H164ZM189 247H190V246H189ZM195 247H197V246H195ZM224 247H225V246H224ZM234 247H236V246H234ZM234 247H232V248H234ZM237 247H236V248H237ZM240 247H241V245H240L237 249H242V250H243L244 247H242V248H240ZM1 248H3V246H2ZM17 248H18V247H17ZM27 248H29V247H27ZM51 248H52V247H51ZM104 248H105V247H104ZM104 248H103V249H104ZM132 248H133V247H132ZM177 248H179V249H177ZM217 248H218V247H217ZM219 248H221V247H219ZM232 248H231V251H233ZM236 248H234V250H235L236 252H238V251L236 250ZM94 249H95V248H94ZM97 249L100 250L99 247H97L95 250L97 251ZM126 249H127V247H126ZM184 249H185V248H184ZM192 249H193V247H192ZM192 249H191V250H192ZM197 249H198V250H197ZM262 249H263V248H262ZM0 250H1V249H0ZM3 250L6 251L4 248H3ZM16 250H17V249L15 248V245H14V246H10V249H9L8 252H7L8 255H7V253H5V252H4V254H2V256H1V254H0V258H2L1 260H6L7 262H6V261H5V262H6L7 264H17V262H18L17 260L20 259L19 256H17V254L20 253V252H17V253H16ZM31 250H33V249H31ZM52 250H53V249H52ZM87 250H88V249H87ZM91 250H92V249H91ZM95 250H94V251H95ZM135 250H134V251H135ZM186 250H187V249H186ZM220 250H221V249H220ZM17 251H18V250H17ZM21 251H22V250H21ZM57 251H58V250H57ZM94 251H93V252H94ZM100 251L102 252V249H101ZM183 251H184V250H183ZM183 251H182V252H183ZM193 251H194V250H193ZM209 251H210V250H209ZM228 251H230V250H228ZM231 251H230V252H231ZM240 251H241V250H240ZM262 251H263V250H262ZM0 252H2V251H0ZM22 252H23V251H22ZM25 252H26V251H25ZM31 252H32V251H31ZM83 252H84V251H83ZM87 252H88V251H87ZM89 252H91V251H89ZM101 252H99V253H101ZM113 252H114V251H113ZM124 252H125V251H124ZM124 252H123V253H124ZM190 252H191V251H190ZM199 252H198V253H199ZM206 252H207V254H206ZM210 252H211V251H210ZM254 252H255V251H254ZM97 253H98V252H97ZM97 253H96V254H97ZM99 253H98V254H99ZM111 253H112V252H111ZM132 253L136 254V253L133 252V251H132ZM178 253L176 252V254H178ZM198 253L196 252L197 255H198ZM204 253H205L206 255H205ZM212 253H213V252H211V254H212ZM217 253H218V251H217ZM240 253H242V251H241ZM244 253H245V252H244ZM246 253H247V252H246ZM255 253H256V252H255ZM22 254H23V253H22ZM32 254H33V253H32ZM80 254H81V253H80ZM89 254H90V253H89ZM134 254H133V256L135 257ZM214 254H215V253H214ZM214 254H213V256L216 255V254H215V255H214ZM221 254H222V253H221ZM221 254H219V255H221ZM59 255H60V254H59ZM111 255H112V254H111ZM119 255H120V254H119ZM165 255H166V257H164ZM185 255H186V254H185ZM194 255H195V254H194ZM222 255H223V254H222ZM224 255H225V254H224ZM232 255H233V254H232ZM16 256H17L18 259L16 258ZM39 256H40V255H39ZM96 256H97V255H96ZM113 256H114V255H113ZM237 256H238V255H237ZM244 256H245V255H244ZM121 257H123V256H121ZM160 257L162 258L161 260H159ZM163 257H164V258H163ZM235 257H236V256H235ZM90 258H91V257H90ZM142 258H143V259H142ZM178 258L181 259V258H184V257L181 256V258H180V255H178ZM189 258H190V257H189ZM191 258H192V257H191ZM191 258H190V259H191ZM254 258H255V257H254ZM21 259H22V258H21ZM70 259H71V258H70ZM87 259H88V258H87ZM94 259H95V258H94ZM111 259H112V258H111ZM135 259H134V260H135ZM154 259H155V260H154ZM247 259H249V258H247ZM107 260H108V259H107ZM112 260H114V259H112ZM112 260H111V261H112ZM116 260H117V258H116ZM132 260H133V259H132ZM142 260H143V261H142ZM184 260H185V259H184ZM198 260H199V261H198ZM221 260H222V259H221ZM232 260H233V259H232ZM237 260H238V259H237ZM241 260H242V259H241ZM241 260H240V261H241ZM19 261H20V260H19ZM28 261H29V259H28ZM38 261H39V260H38ZM80 261H81V260H80ZM111 261H110V262H111ZM140 261H142V262L140 263ZM164 261H165V259H164ZM179 261L182 262L183 259H182V260H179ZM238 261H239V260H238ZM89 262H90V260H89ZM149 262H146V264L149 263ZM158 262H157V263H158ZM188 262H189V260H188ZM219 262H220V261H219ZM221 262H222V261H221ZM244 262H245V261H244ZM252 262H253V261H252ZM1 263H2V261H1ZM21 263H22V262H21ZM21 263H20V264H21ZM30 263H31V262H30ZM246 263L248 264V262H246ZM249 263L252 264L250 261H249ZM2 264H5L4 261H3ZM27 264H28V262H27ZM45 264H46V263H45ZM74 264H75V263H74ZM127 264H128V263H127ZM154 264H155V263H154ZM178 264H180V263H178ZM184 264H185V262H184ZM191 264H193V263H191ZM219 264H220V263H219ZM238 264H245V263H238ZM255 264H256V263H255Z\"/></svg>","mask_w":264,"mask_h":264}]
</instances>
